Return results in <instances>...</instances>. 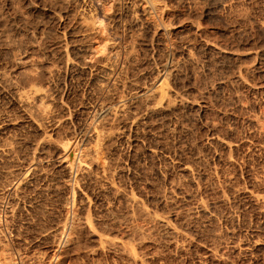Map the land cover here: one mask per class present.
I'll return each mask as SVG.
<instances>
[{
  "label": "rangeland",
  "instance_id": "rangeland-1",
  "mask_svg": "<svg viewBox=\"0 0 264 264\" xmlns=\"http://www.w3.org/2000/svg\"><path fill=\"white\" fill-rule=\"evenodd\" d=\"M13 1V2H12ZM61 1V0H60ZM59 0L56 2V3H54L55 2V0H54V2L53 1H50V0H0V63H2L3 62V60L5 61L6 60V55H5V52H3L4 50H2V49H4L5 48V46L7 45L6 43L8 42V41H11V40H9V39H11L12 38V40H13V38H14V40L15 41H17V43L18 44H20V42H21V40H22V38H23V40H22V43L21 44H23V46H21V47H23V49L24 50H27V52H26V54H25V56H23V58H22V60L23 59H25L26 58V60H23V61H21L19 64H20V67L18 68L20 71H22V70H26V69H28V67H31L32 68V66H31V60L33 59V61L34 62H37V64L39 65H37V67L35 66H33V68L32 69H34L35 71H37V72H40L42 69V73H47V69H48V67H49V64H50V66H51V62H50V60L52 61L55 57V60H53V61H57V59H58V55H59V53H58V51H60V48L62 47L63 48V45L65 46V45H67L66 43H64V42H70V43H68L70 46V50L71 51H69V57H71V60H73V55L76 57V54H75V51L77 50H75V48H85V49H89L90 47L92 48H90L88 51H89V53L87 54V57L88 58H86V60H88V61H90V62H88V61H86V62H88L87 64H86V62H85V64H82V65H84V66H81L80 68L79 67H72V68H76V69H72V68H70L71 66L70 65H68L67 67L65 66V65H62L63 67H64V69L66 70H64L63 69V67H62V70H61V74H62V76L60 75V80H63V81H65V82H67V83H64L63 81L61 82H57L56 80L54 81L55 83H57V84H55L54 82H53V84L54 85H56V88L58 89V91L60 90L61 92H60V95L61 96H63V99L65 100L64 102L67 104V106H69V108L70 109H72V108H75L76 109V107H77V109L75 110V109H72L71 111L72 112H77L78 113V115L80 116H78V119H73V120H70L68 123H66V124H64L63 123V126L64 127H67V128H65L66 130H70V131H78V127H79V125H80V122L82 121V119H84V118H86V116L87 115H93V113H91V106H93V105H95V104H97V106L99 105H101L100 103H102L103 102V94H101V93H98V92H96L97 90H95V88H93V87H95L93 84H92V82L90 81L94 76L93 75H95L96 74V69H95V67L93 66V64H96V62L98 61L97 59H101V57H99V56H102V58L104 57V55L106 54V52H107V50H106V48L108 47V45L112 42V43H117L116 45H118L119 46V48H121L120 50H121V52H122V54L124 53V54H126V52L128 51V47H129V43L131 42L128 38H129V35L128 34H133L132 32H136V34L138 33V35H136L135 37H136V39H135V42H134V48L136 47L137 48V50L136 49H133V53H134V56L135 57H138V58H135L134 60L132 59V63L130 64H128L129 65V67H128V65H127V67L125 68L126 69V71L127 72H129V73H127V72H125V74H126V77H128V76H130V77H128L127 78V82H128V84H129V86L132 84V82L134 83V82H136V81H138V79H139V81L138 82H136V83H134V84H132V85H137L138 83H139V85H141V86H143V85H145L146 84V82L148 83V84H146L145 86H149V85H152V80H153V77L154 76H152L151 75V78H150V74H152V69L154 68V67H162L163 65H165L166 63H167V65H168V67H169V71H168V75L169 76H167V77H169V78H167V83H168V85L169 84H171L169 87L172 89L171 90V94H172V100H173V103L174 104H176V106L178 105V108H179V104H180V107L182 106L183 108H180V109H182V110H180V109H178V113H177V109H174V112L173 111H171V110H167V112H164L163 114H161V117L159 116V117H156V116H154V117H150V118H148L147 120H148V122L149 121H151V123L150 124H155V125H153V127L151 128V134H153V135H149V136H147L146 137V139L145 138H142V139H140L138 142H134V143H130V142H128V141H126L127 139H124V138H121V137H117L116 139H113V140H110V138L108 139V138H106V140H104L105 142V144H104V147L105 146H107V143L108 142H111V143H113V144H111V146H110V144L107 146V147H105V151L106 152H108L107 153V157H111L110 158V161H109V158H107V157H105L104 159H103V161L104 160H107V161H104V162H106L105 164L108 166L109 164L111 165H109V167H108V171L109 172H107V170L106 171H104L103 169H100V171H99V168H98V170H96V173L99 171V173H97V174H95V176H97L98 174H101V175H98L97 177H95V179L96 180H88V181H85V182H81V183H83V184H78L77 185V190H78V192H76L75 194H76V199L78 200L77 202H78V204H81L82 203V201H81V199H83V200H85L86 201V198H89V202H90V205H88L87 206V208L86 209H83L82 210V212H81V214L79 215V217H81V219H83V221H84V217L86 216L85 214H86V212L88 213L87 214V216L90 214V213H92V214H90V218H91V216H93L92 217V222L94 221L93 220V218L94 219H96L95 220V223L93 222V225H97L96 226V230L97 231H94V232H98L99 234H98V236L102 233V231H103V234H105L106 236H110L109 238H116L118 241H127V242H131V244L133 243V245L134 246H136V250H138L137 252L139 253L141 250V253H139V254H143V255H146L145 257H147V261L148 262H146L145 264H150V263H152V264H264V202H262L261 200H259V203H258V200L255 198V197H253L252 195H259V196H262L263 198H264V0H163V1H161L162 2V8H161V10H162V14H161V16H164L163 18L166 20V18H167V20L166 21H172L173 22V24H171L172 26V28H174L175 29V31L176 32H179V31H185V33H186V35L183 33V37H188L187 39H182V37H181V35L178 33V34H173V35H171V36H168L167 38H162L161 40H155V42L154 41H152L151 40V34L148 32V33H146L145 34V29L144 28H142V27H140V26H135L134 28L132 27H130V26H128V25H130L129 24V22H127V20L128 19H130V15H131V11L130 12H128V10H125L126 9V7H127V4H126V1L125 0H114L113 2L114 3H116L115 4V7H114V3H107V4H105V6L106 5H111V7H112V5H113V10H112V8L109 6H107V9H104L103 7H101V5H103V4H101L102 2H95L94 4H95V7L99 10V12L102 14V16H104L107 12L106 11H108V10H111L110 12L108 11V15H105V17H104V20H105V22L106 23H109L108 24V30H106L107 31V33H108V35H105L106 34V31H101L100 32V34H98V35H96V40L94 39V38H91V39H87V40H84L83 41V39H78V37L77 36H75L73 33H72V31L74 30L73 28L75 27V25H74V22H75V15H74V17H73V14L72 13H75V10H74V8H73V6H68V7H66L67 5L65 4H63V2L61 3ZM122 1H124V2H122ZM164 1H167V3H165ZM12 2V3H11ZM58 2H60V3H58ZM120 2H122L125 6H123V4H121ZM53 3V4H52ZM118 3H120L121 4V6H118ZM29 6H28V5ZM59 4H60V8H58L59 7ZM164 4V5H163ZM63 5V6H62ZM169 5V6H168ZM58 6V7H57ZM116 6H118V8H116ZM165 6H167L166 7V9H165ZM16 7V8H15ZM64 7H66V9L64 8ZM123 7V8H122ZM102 8H103V10H105V12L104 11H102ZM109 8H111V9H109ZM115 8V9H114ZM122 8V9H121ZM62 9H64V11L62 10ZM69 9V10H68ZM74 10V11H72V10ZM117 9V10H116ZM127 9H128V7H127ZM171 9V10H170ZM18 10V11H17ZM57 10V11H56ZM114 10H116L115 11V13L114 14H112L113 12H114ZM122 10V11H121ZM124 10V11H123ZM167 10V11H166ZM171 11V13H170V11ZM66 11H68V12H66ZM70 11H72V12H70ZM126 11H127V13H126ZM52 12H54V13H52ZM65 12V13H64ZM166 12V13H165ZM20 13V14H19ZM63 13V14H62ZM67 13V14H66ZM118 13H121V14H118ZM126 13V14H125ZM129 13H130V15H129ZM168 13V14H167ZM57 14V15H56ZM69 14H71V16L69 15ZM104 14V15H103ZM109 14H110V16H109ZM116 14V15H115ZM158 13H154V15H157ZM170 14V15H169ZM13 15V16H12ZM22 15H24V16H22ZM59 15H60V17H62V15H63V17L61 18V20H60V17H59ZM112 15V16H111ZM118 15H121V16H118ZM168 15V16H167ZM189 15V16H188ZM70 16V17H69ZM108 16H109V18L111 19H109L108 18ZM118 17V18H116V17ZM128 16V17H127ZM176 16V17H175ZM188 16V17H187ZM5 17V18H4ZM58 17H59V19H58ZM65 17H69L68 19L66 18V19H64ZM112 17L113 18H115L114 19V21H116L115 23H116V25H115V30L117 31H115L114 29H112V26L114 27V21H112L113 19H112ZM168 17H170V18H168ZM173 17H175V18H173ZM109 20H108V19ZM126 18V20H124ZM177 18V19H176ZM188 18V19H187ZM54 19V20H53ZM62 19H64V20H62ZM172 19V20H171ZM180 19V20H179ZM198 21V23H199V25L197 24V22H196V20ZM56 20V21H55ZM58 20V21H57ZM66 20H67V22H66ZM69 20V21H68ZM189 20H192V21H195V23H196V25H198V30H197V32H195V33H197L198 34V37L195 35V33H193V30H191V28L189 27L190 26V24H191V21H189ZM28 21V22H27ZM61 21V22H60ZM112 21V22H111ZM129 21V20H128ZM187 21V22H186ZM20 22H21V24H20ZM24 22H25V24H24ZM37 22V23H36ZM57 22V23H56ZM63 22V24H60V23H62ZM65 22V23H64ZM73 23V25H72V23ZM123 22V23H122ZM189 22H190V24H189ZM28 23V24H27ZM71 23V24H70ZM111 23V24H110ZM2 24V25H1ZM18 24V25H17ZM55 24H57V25H55ZM184 25V26H180V25ZM186 24V25H185ZM36 25H37V28H34V27H36ZM54 25V26H53ZM120 25H122V26H120ZM128 27H127V26ZM175 25V26H174ZM179 25V26H178ZM188 25V26H187ZM9 26V27H8ZM57 26V27H56ZM61 28H60V27ZM65 27V29H64V27ZM111 26V27H110ZM118 28H117V27ZM174 26V27H173ZM14 27V28H13ZM39 27V28H38ZM54 27V28H53ZM63 27V28H62ZM69 29H68V28ZM127 27V28H126ZM181 27V28H180ZM201 27V28H200ZM41 28V29H40ZM49 28V29H48ZM144 29V30H142L144 33H142V31H141V29ZM185 28V29H184ZM21 29V30H20ZM23 29V30H22ZM25 29V30H24ZM121 29V30H120ZM127 29V31H125ZM129 29H130V31H129ZM132 29H135L134 31L132 30ZM138 29L141 31V33H140V31H138ZM177 29V30H176ZM181 29V30H180ZM200 29H203V31L202 30H200ZM15 30V31H14ZM44 30H45V32H44ZM51 30V31H50ZM64 30H65V35H64V33H63V35H62V32H64ZM67 30H69V31H67ZM190 30V31H189ZM9 31V32H8ZM36 31V32H35ZM47 31V32H46ZM58 31V32H57ZM138 31V32H137ZM183 31V32H184ZM192 31V32H191ZM203 33H202V32ZM18 32H19V34H18ZM23 32V33H22ZM34 32V33H33ZM38 32V33H37ZM43 32V33H42ZM67 32V33H66ZM70 32V33H69ZM105 33V34H103V33ZM114 34H113V33ZM128 32V33H127ZM131 32V33H130ZM147 32V31H146ZM42 33V34H41ZM101 33H102V35H101ZM115 33H116V35L118 36H116L115 35ZM189 33H193V34H189ZM205 33V34H204ZM52 34V35H51ZM140 34V35H139ZM149 34V35H148ZM207 34V35H206ZM10 36V37H8V36ZM44 37H43V36ZM110 35H112V36H110ZM121 35V36H120ZM146 35H147V37H146ZM176 35H178V37L176 36ZM179 35H180V39H179ZM188 35V36H187ZM191 35V36H190ZM195 36L194 38L192 37V36ZM6 36H7V38H6ZM42 36V37H41ZM64 37V39L62 38V37ZM77 37V39L76 38H74L75 40H77L76 42H75V40H73V38L72 37ZM101 36V37H100ZM106 36V37H105ZM116 36V37H115ZM18 39H17V38ZM33 37H35V38H33ZM54 37V38H53ZM110 37H113V38H110ZM145 37H146V39H145ZM191 38V40L193 39L194 41H195V43L193 42V40L191 41L190 40V38ZM204 37V38H203ZM19 38H21L20 40H19ZM33 38V39H32ZM48 38V39H47ZM56 38V39H55ZM60 38H62V42H61V39ZM67 38H68V41H67ZM72 38V41H70V39ZM98 38H104L103 40L101 39H98ZM105 38H107V39H105ZM168 38H170L169 40H170V42H171V40H172V42L173 41H175L176 40V42H168L169 40H168ZM176 38V39H175ZM196 38V39H195ZM54 39V40H53ZM59 39V40H58ZM94 39V40H93ZM117 39V40H116ZM165 39H167V40H165ZM202 39V40H201ZM209 39V40H208ZM211 39V40H210ZM24 40L27 42H25L26 44H24L23 42H24ZM32 40V41H31ZM35 40V41H34ZM48 40V41H47ZM112 40V41H111ZM113 40H115L114 42H113ZM137 40H139V41H137ZM165 40V41H164ZM184 40V41H183ZM185 40H188V41H185ZM189 40H190V42H189ZM3 41V42H2ZM30 41V42H29ZM34 41V42H33ZM52 41V42H51ZM90 41V42H89ZM91 41H94V43L92 42L91 43ZM97 41H99V42H97ZM100 41H103V42H101L100 43ZM145 42V43H143L142 44V42ZM166 41L168 42L167 44V47L165 46L166 45ZM179 41V42H178ZM183 41V42H182ZM205 41V42H204ZM209 41V42H208ZM35 44H33V43ZM39 42H40V44H39ZM57 42V43H56ZM74 42V43H73ZM85 42V43H84ZM88 42L89 43H91V45L89 46L88 45ZM98 44H97V43ZM140 42H141V44H140ZM149 42H150V44H149ZM159 42L162 44V45H160L159 44ZM180 42H182V43H180ZM187 43V45L185 44V43ZM189 42V43H188ZM202 42H203V44H202ZM206 42H208L209 44H210V46L209 47H205V44H206ZM215 42V43H214ZM219 44H217V43ZM4 43V44H3ZM31 45H30V44ZM80 45H79V44ZM82 43V44H81ZM87 43V44H86ZM153 45H152V44ZM165 43V45H163ZM175 43H177V45H178V47H177V45L175 44ZM182 44V46L180 45V44ZM193 43V44H192ZM198 43V44H197ZM205 43V44H204ZM1 44H3V45H1ZM6 44V45H5ZM29 44V45H28ZM37 44H39V45H37ZM43 44V45H42ZM84 44V45H83ZM127 44V45H126ZM137 44V45H136ZM138 44H140V45H138ZM144 44H146V45H148L149 44V46H147V49H146V45H144ZM156 44H158V45H156ZM170 44V45H169ZM176 45V47L179 49H177L176 47H175V45ZM190 44V45H189ZM202 44V45H201ZM212 44V45H211ZM222 44V45H221ZM33 45V46H32ZM46 45V46H45ZM52 45V46H51ZM57 45V46H56ZM101 45V46H100ZM102 45H103V47H102ZM125 45V46H124ZM159 45H160V47H159ZM175 47V49L178 51H176L175 49H172V48H174L173 46ZM189 45V46H188ZM197 46V47H195V46ZM216 45V48L217 47H219V49L217 48H215V47H212V46H215ZM218 45V46H217ZM2 46V47H1ZM54 46H55V48H54ZM58 46H59V49H57L58 48ZM86 46H88V47H86ZM94 46H96V47H94ZM98 46H99V48H98ZM152 46L154 47L153 49H152ZM163 46V49L161 48ZM179 46H181V47H179ZM187 46V47H186ZM201 46V47H200ZM203 46V47H202ZM7 47V46H6ZM26 47V48H25ZM27 47H29V49H27ZM30 47H32V48H30ZM42 47V48H41ZM46 47V48H45ZM69 49V47L68 46H65L64 47V49H67V48ZM139 47V48H138ZM142 47H143V49H144V47H145V50H143L142 49ZM151 47V48H150ZM165 47L167 48L166 50H165ZM172 47V48H171ZM190 47V48H189ZM192 47V48H191ZM194 47L196 48V49H194ZM220 47H222L223 49L225 48V50H221L220 49ZM51 50H50V49ZM61 48V49H62ZM126 48H127V50H126ZM161 48V49H160ZM168 48H170V49H168ZM182 48V49H181ZM203 48H204V50H203ZM210 48V49H209ZM40 49V50H39ZM44 50V52H42L43 50ZM53 49V50H52ZM56 49V51H54ZM73 49V50H72ZM94 49H97V50H94ZM101 49H103V51L101 52V51H98V50H101ZM141 49V50H140ZM194 49V50H193ZM212 50V51H209V50ZM217 51H215V50ZM230 49H232V50H230ZM45 50H47V51H45ZM49 50V51H48ZM93 50H94V52H93ZM104 50H106V51H104ZM157 50V51H156ZM168 50V51H167ZM170 50V51H169ZM188 50H190L191 52H192V55H193V61L191 62V61H189L188 60V63H187V58H185V52H187ZM31 51H33V52H31ZM40 51H41V53H40ZM52 51H54L53 52V54L54 55H52L51 53H52ZM73 51V52H72ZM147 51V52H146ZM151 51V52H150ZM179 51H181L180 53H179ZM207 51V52H206ZM218 51H220V52H218ZM223 53H222V52ZM2 52V53H1ZM48 52V56L49 57H47V55H46V53ZM70 52H71V54H70ZM96 52H98V53H96ZM136 52H137V54H136ZM141 53V54H138V53ZM142 52H144V53H142ZM150 52V53H149ZM155 52L157 53V54H155ZM168 52V53H167ZM184 52V53H183ZM32 53V54H31ZM39 53V54H38ZM55 53H57V54H55ZM91 53V54H90ZM94 53V54H93ZM100 53V54H99ZM105 53V54H104ZM167 53V54H166ZM170 53V54H169ZM173 53V54H172ZM194 53V54H193ZM219 53V54H218ZM27 54L29 55V59L27 58ZM102 54V55H101ZM123 54V55H124ZM146 54V55H145ZM150 56H149V55ZM152 54H153V56L156 58H154L153 57V59L152 58H150L151 56H152ZM160 54V56L158 57L157 55H159ZM175 54V55H174ZM225 54V55H224ZM40 55V56H39ZM92 55H94L93 57H91ZM138 55V56H137ZM142 55H144L145 57H146V60L144 59V57L142 56ZM173 55L175 56V57H173ZM194 55H195V57H194ZM4 56V57H3ZM6 56V57H5ZM31 56V57H30ZM34 56V57H33ZM44 56V57H43ZM51 56H53V57H51ZM96 56H97V58H96ZM143 58H142V57ZM147 56H149V57H147ZM162 56H163V58H162ZM74 57V58H75ZM99 57V58H98ZM37 58V59H36ZM48 59L49 60V62H46V61H48V60H45V59ZM53 58V59H52ZM96 58V59H95ZM134 58V57H133ZM161 58V59H160ZM170 60H168V59ZM196 58V59H195ZM1 59H2V62H1ZM31 59V60H30ZM90 59V60H89ZM94 59V60H93ZM136 59H140V60H136ZM143 59V60H142ZM149 59L151 60L150 61V63H147V62H149ZM158 59V60H157ZM195 59V60H194ZM36 60V61H35ZM39 62H38V61ZM41 60V61H40ZM91 60H93L92 62H91ZM96 60V61H95ZM135 60H136V62H137V64H136V62H135ZM168 60V61H167ZM25 61H29V63H27V62H25ZM43 61H44V63H43ZM139 61H141V62H139ZM144 61H146L145 63H144ZM152 61H153V63H152ZM154 61H157V63L156 62H154ZM163 61H165V62H163ZM167 61V62H166ZM178 63H177V62ZM23 62V63H22ZM95 62V63H94ZM133 62H135L134 64H133ZM159 62L161 63V65L159 64ZM22 63V64H21ZM40 63V64H39ZM142 64V63H144V64H142V65H140L139 66V64ZM163 63V64H162ZM43 64H44V66H43ZM89 64V65H88ZM90 64H92V65H90ZM153 66H152V65ZM157 64V65H156ZM175 64V65H174ZM28 65V66H27ZM61 65V64H60ZM86 65L87 66H91L90 68L89 67H87V70H86ZM132 65V66H131ZM145 65H147V67L146 68H144V66ZM150 65L152 66L151 68L152 69H150ZM156 65V66H155ZM46 66H48V67H46ZM92 66H93V68H92ZM139 66V67H138ZM143 66V67H142ZM173 67V69L176 71V73H175V71L171 68V67ZM179 66H180V69H179ZM22 67V68H21ZM25 69H24V68ZM39 67V68H38ZM46 67V68H45ZM66 67V68H65ZM71 69H69V68ZM134 67V68H133ZM149 67V68H148ZM178 67V68H177ZM31 68L30 69H28V70H31ZM36 68H38L37 70H36ZM82 68V69H81ZM92 68V69H91ZM129 68H131V69H129ZM137 68V69H136ZM177 68V69H176ZM16 70V72L18 73L19 72V70ZM79 69V71H77ZM80 69H81V71H80ZM85 69V70H84ZM89 69V70H88ZM90 69H91V72H90ZM124 69V70H125ZM133 69H134V71H133ZM148 71H147V70ZM170 69H172V71L170 70ZM178 69L180 70L179 71V74L177 73V71H178ZM63 70L65 71V72H63ZM93 70V71H92ZM131 70V71H130ZM141 70H142V72H141ZM146 70V71H145ZM151 71V73H150V71ZM43 71H45V72H43ZM83 71V73H81ZM137 71V72H136ZM141 73H140V72ZM171 71V72H170ZM15 72V73H16ZM72 72V73H71ZM73 72H75V73H73ZM77 72V73H76ZM91 73V74H89V73ZM135 72V73H134ZM144 72H147L146 74L144 73ZM170 72V73H169ZM16 73V74H17ZM68 73V74H67ZM85 73V74H84ZM132 73V74H131ZM177 74V76L175 75V74ZM64 74H65V77H63L64 76ZM72 74V75H71ZM74 74V75H73ZM82 76H81V75ZM136 74V75H135ZM139 74V75H138ZM142 74V75H141ZM149 76H148V75ZM170 74L171 75H173L172 77L170 76ZM80 76V78H79V76ZM87 75V76H86ZM91 75V76H90ZM132 75V76H131ZM137 76V77H135V76ZM146 75H147V77H146ZM73 76V77H72ZM74 76H77V77H74ZM84 76V77H83ZM93 76V77H92ZM142 78H141V77ZM145 78H144V77ZM69 77H71V79L69 78ZM133 77H135V78H133ZM141 78V80H140V78ZM72 78H73V81H72ZM82 78V79H81ZM90 80H89V79ZM137 78V80H135ZM144 78V79H143ZM172 78V79H171ZM174 78V79H173ZM70 80V81H68V80ZM77 79H79L80 81H77ZM130 79V80H129ZM133 79V80H132ZM147 79V81H144L145 82V84H144V82H143V80H146ZM149 79H151V82H150V80ZM59 80V79H58ZM84 80V81H83ZM129 80V81H128ZM170 80H174V81H171L170 82ZM243 80V81H242ZM87 81H89V83L87 82ZM131 81V82H130ZM143 82V84L141 83V82ZM81 82V83H80ZM63 83V84H62ZM71 83H72V85L73 84H76V85H73L74 86V88L75 87H78V88H75V91H74V93H73V86H71ZM78 83H79V85H78ZM90 84V85H85V84ZM131 83V84H130ZM141 83V84H140ZM151 83V84H150ZM62 84V85H61ZM65 84V86H63ZM82 84H83V86H82ZM60 85V86H59ZM92 85V86H91ZM131 85V86H132ZM63 86V87H62ZM88 86V87H87ZM81 87V88H80ZM86 87V88H85ZM92 89H91V88ZM127 87V90H126V88L124 89V88H119V89H121L122 91H123V94H129L130 92H132L133 90H131V88L129 89L128 88V86H126ZM60 88V89H59ZM69 88H71V89H69ZM87 88L88 89H91L90 90V92H89V90H87ZM62 89V90H61ZM64 89V90H63ZM81 89H83V91H81ZM80 90V91H79ZM89 92V94H88V92ZM116 90V89H115ZM111 90L110 92V94L108 95V98H113V97H117L118 95L117 94H122V91H120V90ZM173 90L175 91V92H173ZM77 91H79V92H82V93H79V92H77ZM112 91H114V92H112ZM118 91H120V93H116V92H118ZM130 91V92H129ZM64 92V93H63ZM66 92V93H65ZM75 92H76V94H75ZM85 93V95H83L84 93ZM96 92V94H94ZM183 92H184V95H183ZM81 94V95H77V94ZM86 93L89 95H86ZM91 93H93V94H91ZM97 93H98V95H97ZM113 93V94H112ZM67 94V95H66ZM92 96H91V95ZM111 94H112V96H111ZM115 94H116V96H115ZM178 94H180V96H178ZM188 94V95H187ZM2 95V96H1ZM7 95V96H6ZM69 95V96H68ZM72 95H73V97H72ZM77 95V96H76ZM97 95V96H96ZM176 95H177V97H176ZM13 97L12 96V94L9 92V91H5V92H2V94L0 93V109H7L8 110V108H9V110L7 111H5V110H3L4 112H8L7 114L9 115V113H10V116H12V118L14 119L13 120V123L15 122V124H12L11 126H8V127H6V128H4V129H1V133H0V137H2V138H0V139H2V141L0 140V142H4V141H8L9 139V141H16V152H15V155L17 156L16 158H15V162H12V163H14V164H12V163H9V164H11V167L13 168V170L11 169V167H10V165L7 163V162H3V163H1V167H0V175H1V178H0V182H1V184H0V200H1V205H0V209H2V211L0 210V216H1V214H2V216L0 217V219L2 220V221H4V219H6L5 221H6V223H5V221L4 222H2L1 220H0V250H1V248L3 249V251H2V253H0V255L2 256V258H3V255H5V257H4V259H2L1 258V256H0V264L2 263V264H5V261L4 260H6V258L8 257V256H10V257H8L7 259L8 260H10L11 262H13V263H15V264H21L22 262L24 263V264H28V263H30V264H42L43 262L45 263V264H60L62 261V263L63 264H97V263H99L100 261H101V264H121L122 263V260L121 259H123V257H125V255H123L119 250H117V249H115V248H113L112 246L111 247H107L108 248V250H107V248H106V250H103V248L102 249H100L99 250V248H101L100 247V245H98L99 244V237L97 236V233H94V232H92L91 231V229L88 227V225H86L85 224V222H83L82 223V221H79L77 224L75 223V228H73L71 231H69L68 230V234L70 233L71 234V236H70V238L68 237L69 235L67 234V239L68 240H65V237L63 238V241L61 240V238L59 239V235L57 236V237H55V236H53L54 235V232L56 233V228L59 226V225H61V223H62V221H64L65 220V218L67 217V215H68V217L67 218H69V221H72L73 220V216L75 215V207L73 206V202H72V196H71V193H69V195L67 194V191L65 190V188L63 187L64 185V183H61L62 181H64V176H63V174L61 173L62 171H60L61 169L59 168V166H58V164H59V161H60V159H59V156L57 155L56 156V154H54V152L52 151V153H51V150L49 149V151L47 150V152H49V157H47V158H45V157H43V164H46V168L45 169H47V170H49L50 172H56L57 171V173L58 174H61L60 176L59 175H57V173H55L57 176V178H55V177H53L54 178V181H53V178L52 179H48V178H44L43 180H42V178L41 177H39V176H37V178H34L33 179V182H35V180H36V182L35 183H33V182H31V185L29 186V189H28V187H27V190L25 189V192L26 193H24V191L22 192V195H21V197L22 196H24V197H20V200H19V202L18 203H14L13 201H11L12 199L10 198V196H8L6 193H9V191H10V189L12 188V187H14L15 185H16V179H15V175H14V170H15V174L18 172L17 170H20L21 168H20V166L22 167L23 166V162H24V160L26 161V160H28V159H30L29 158V156L31 155V153L29 152L30 151V148H31V152L34 150V146L32 147V145H35L36 143H37V140L39 141V134H35L34 133V131L33 130H29V129H32V128H28V127H31L30 125L28 126V123H27V121L25 120H23L24 118H23V115H22V112L20 111L21 109H20V107H18V104L16 103V102H14V100L13 99H11V97ZM81 96H82V99H81ZM84 96V97H83ZM186 96H187V99H186ZM9 97V98H8ZM76 97H78L77 99H79V100H76L75 98ZM85 97H87L88 99H85ZM90 97V98H89ZM96 97V98H95ZM97 97H98V99H97ZM175 97V98H174ZM179 97V98H178ZM181 97H184L187 101H189V102H193V100L191 101V99H194L195 100V102H193V103H195V104H189V105H191L192 107H190L189 105V107L187 106V105H185L186 106V108H184L185 106L184 105H182L181 104V102L179 101L180 100V98ZM6 100H5V99ZM9 100H8V99ZM86 100H84V99ZM68 99V100H67ZM72 99V100H71ZM75 101H74V100ZM92 99H94V100H92ZM96 99V100H95ZM176 101H175V100ZM190 99V100H189ZM5 100V101H4ZM8 100V101H7ZM11 100V101H10ZM69 100H71V101H69ZM83 100V101H82ZM99 102H98V101ZM102 100V101H101ZM3 101V102H2ZM68 101V102H67ZM74 101V102H73ZM80 101V102H79ZM83 103H82V102ZM84 101H85V103H84ZM91 101H93L94 103H90ZM11 104H9V103ZM12 102V103H11ZM71 102H72V104H71ZM87 102H88V105H89V108H87ZM96 102H98V103H96ZM176 102V103H175ZM178 102V103H177ZM197 102V103H196ZM14 103V104H13ZM69 103H70V105H69ZM78 103V104H77ZM2 104H3V106H2ZM15 104H17L16 106H15ZM77 104V105H76ZM79 104H80V106H79ZM174 104H172V105H174ZM6 105V106H5ZM87 105V106H86ZM198 105V106H197ZM74 106V107H73ZM82 106H84V108L82 107ZM199 106H201V108L199 107ZM204 106V107H203ZM16 107V108H15ZM83 109H82V108ZM188 107V108H187ZM15 109V110H12V109ZM87 108V109H86ZM193 110H192V109ZM194 108H196V109H194ZM199 108V109H198ZM203 108V109H202ZM17 109L20 111H17ZM188 109V110H187ZM73 110H75V111H73ZM79 110V111H78ZM82 110V111H81ZM85 110V112H83ZM179 110L181 111V112H179ZM186 110V111H185ZM197 110V111H196ZM198 110H200V111H198ZM14 111V112H13ZM16 111V112H15ZM169 111V112H168ZM176 111V112H175ZM182 111H183V113H182ZM185 111V112H184ZM79 112H81V113H79ZM87 112V113H86ZM89 112H90V114H89ZM100 111H98V113H99ZM15 113V114H14ZM172 113V114H171ZM180 113V116L178 115ZM19 114H20V119H19ZM165 114V115H164ZM173 114H175L174 116H172ZM182 114V115H181ZM185 114V115H184ZM17 115V116H16ZM22 115V116H21ZM167 115V116H166ZM178 115V116H177ZM84 116V117H83ZM171 116V117H170ZM184 116V117H183ZM15 117H17V118H15ZM179 117V118H178ZM181 117V118H180ZM182 117L184 118V120L182 119ZM81 118V119H80ZM152 118H154V119H152ZM167 118V119H166ZM171 118V119H170ZM19 119V120H18ZM151 119V120H150ZM159 119V120H158ZM163 119V120H162ZM170 119V120H169ZM181 119H182V121H181ZM17 120V121H16ZM23 121V122H21V121ZM79 120V121H78ZM152 120H153V122H152ZM157 120V121H156ZM160 120H161V122H160ZM169 120V121H168ZM73 121H75V122H73ZM155 121V122H154ZM160 123H159V122ZM166 121V122H165ZM177 121V122H176ZM180 121V122H179ZM19 122H21V123H19ZM74 124H73V123ZM128 122H129V119H128ZM158 122V123H157ZM183 124H182V123ZM27 123V124H26ZM166 123V124H165ZM177 123V124H176ZM72 124V125H71ZM75 124H77V125H75ZM118 124V123H117ZM116 124V130H118V131H120V129H122V124H119L120 126H121V128H120V126H118ZM160 124V127L158 126ZM165 124V125H164ZM15 125H19L21 128H19V126H15ZM28 127H27V126ZM68 125V126H67ZM69 125H71V126H69ZM157 125V126H156ZM176 125V126H175ZM177 125H178V127H177ZM13 126V129L11 128ZM74 126V127H73ZM163 126L165 127V128H163ZM181 126V127H180ZM15 127H16V129H15ZM59 127V126H58ZM58 127H54V129L51 127V129L50 128H48L49 130H48V133L50 132V134L52 135V137L53 138H58V137H60L59 135H60V133H62L63 131L62 130H65L64 129V127L63 128H60V129H58ZM117 127H118V129H117ZM159 127V128H158ZM162 127V128H161ZM71 128H73L74 130H72ZM157 128V129H156ZM175 128V129H174ZM187 128V129H186ZM232 128V129H231ZM22 129V130H21ZM75 129H77V130H75ZM134 129V131H135V128H133ZM133 129H132V134L134 133L133 132ZM167 129V130H166ZM177 129V130H176ZM180 129V130H179ZM2 130H4V131H2ZM20 130V131H19ZM54 130V131H53ZM57 130V131H56ZM115 130V131H116ZM174 130V131H173ZM187 130V131H186ZM209 130V131H208ZM213 130V131H212ZM229 130V131H228ZM233 130V131H232ZM31 132L30 134H29V132ZM161 131V132H160ZM167 131H168V133H167ZM170 131V132H169ZM176 131V132H175ZM181 131V133H179ZM183 131V132H182ZM186 131V132H185ZM33 132V133H32ZM60 132V133H59ZM117 132V131H116ZM215 133V132H217V133H215V134H213V133ZM221 132V134H219ZM4 133V134H3ZM25 133V134H24ZM56 133V134H55ZM161 133H164L165 135H167V136H165L164 134H161ZM171 133V134H170ZM189 135H188V134ZM22 134V135H21ZM31 134H33V135H31ZM57 134H58V137H57ZM182 134V135H181ZM186 134V135H185ZM210 134V135H209ZM217 134H219V135H217ZM27 135V136H26ZM30 135V136H29ZM168 135H169V139H168ZM171 135V136H170ZM184 135V136H183ZM223 136V137H221V138H223L226 142H230V144L231 143H233V147L231 148L232 149V151H230L231 149L229 148V149H227L228 148V146L226 147V145H223L222 144V147H221V143H217L216 144V142H214L213 141V139H212V137H214V136ZM22 136V137H21ZM36 136V137H35ZM155 136H157V137H155ZM159 136V137H158ZM161 136V137H160ZM11 137H15V139L14 138H11ZM20 137L22 138V140L20 139ZM31 137V139H29ZM34 137V138H33ZM38 137V138H37ZM152 137V138H151ZM155 137V138H154ZM167 137V138H166ZM171 137V138H170ZM6 138V139H5ZM16 138H17V140H16ZM37 140H36V139ZM160 138H161V141H160ZM162 138H165V141H163L164 139H162ZM173 138V139H172ZM12 139V140H11ZM24 139H25V141H24ZM34 141H33V140ZM121 139V140H120ZM144 139V140H143ZM150 139V140H149ZM153 139L155 140L156 139V142L158 143L159 141V145L155 142V141H153ZM168 139V143L170 144V145H167L168 143H166V140ZM172 139V140H171ZM211 139H212V141H211ZM20 140V141H19ZM116 140V141H115ZM143 140V141H142ZM147 140H149V141H147ZM152 140V141H151ZM159 140V141H158ZM19 141V142H18ZM22 141V142H21ZM24 141V142H23ZM29 141H30V143H29ZM31 141H33L32 143H31ZM36 141V143H34ZM108 141V142H107ZM114 141V142H113ZM121 141V142H120ZM124 141H125V143H126V145H125V143H124ZM146 142V145L144 144L145 142ZM20 142H21V144H20ZM129 144H128V143ZM144 142V143H143ZM148 142V143H147ZM153 142V143H152ZM154 142L157 144H154ZM164 142V143H163ZM172 142H173V144H172ZM213 142V143H212ZM17 143H18V145H17ZM25 143H26V146H24L25 145ZM34 143V144H33ZM175 143V144H174ZM178 143V144H177ZM209 143V144H208ZM27 144H29V145H27ZM125 145V146H122V145ZM130 144H131V146H130ZM135 144H137V146H140V147H138L137 148V146H135ZM153 144V145H152ZM162 144V145H161ZM212 144V145H211ZM20 145V146H19ZM150 145V146H149ZM152 145V146H151ZM156 147H155V146ZM172 145V149L174 150H172L171 148H170V146ZM177 145V146H176ZM28 146V147H27ZM115 146V147H114ZM116 146H121V147H117V149L115 150L114 148H116ZM130 146V147H129ZM144 146V147H143ZM153 146H154V148H153ZM160 146H161V149H162V147L164 146H167V147H169V148H167V147H163L164 148V150H165V152H164V150L162 149H160ZM175 146V147H174ZM181 146V147H180ZM231 146H232V144H231ZM20 147V148H19ZM125 149H124V148ZM148 147V148H147ZM158 147H159V149H158ZM178 147H180V148H178ZM197 149H196V148ZM236 147V148H235ZM122 150H121V149ZM141 148H142V150H141ZM149 148H151V149H149ZM192 148H194V151H193V149ZM235 150H234V149ZM20 149V150H19ZM21 149H22V152L24 153V155H23V153L21 152ZM25 149V150H24ZM29 149V151H27V150ZM33 149V150H32ZM112 149H114V150H112ZM127 149V150H126ZM137 149V150H136ZM138 149H139V151H138ZM145 149V150H144ZM148 149V150H147ZM154 149H156L157 150V154L156 155H151V153H150V150H154ZM168 149H170V150H168ZM178 149V150H177ZM179 149H180V151H179ZM183 149V150H182ZM19 150V151H18ZM109 150L110 151H112L111 153L109 152ZM118 150H120V151H118ZM129 150V151H128ZM136 150V151H135ZM173 152H172V151ZM227 150V151H226ZM28 152V154L27 155H25L27 152ZM159 151V152H158ZM168 151V152H167ZM181 151H182V153H181ZM229 151L231 152V154L229 153ZM21 152V153H20ZM118 152V153H117ZM122 152H123V154H122ZM133 152V153H132ZM134 152H136V153H134ZM138 152V153H137ZM143 152V153H142ZM160 152H162V153H160ZM177 154H176V153ZM179 152V153H178ZM184 152V153H183ZM30 153V154H29ZM51 153V154H50ZM115 153V154H114ZM121 153V155H118V156H120V158H118V156H117V154H120ZM126 153V154H125ZM129 155H128V154ZM167 153V154H166ZM173 153V154H172ZM175 153V154H174ZM181 153V154H180ZM19 154V155H18ZM53 154V155H52ZM80 154V152H78V155ZM125 154V155H124ZM150 154V155H149ZM160 154H161V157H160ZM172 154V155H171ZM195 154V156H193ZM197 154H199V155H197ZM228 154V155H227ZM229 154H230V156H229ZM29 155V156H28ZM77 155V156H78ZM110 155V156H109ZM114 156V157H112V156ZM123 155V156H122ZM127 155V156H126ZM130 155H132V156H130ZM133 155H134V157H133ZM143 155V156H142ZM170 155V156H169ZM177 155H179V156H177ZM52 156V157H51ZM115 156H116V158H115ZM121 156H122V159H121ZM137 156V158H135ZM139 156L141 157V159L139 158ZM146 156V157H145ZM148 156H150V157H148ZM160 158H159V157ZM166 158H165V157ZM168 156V157H167ZM184 156V157H183ZM199 156V157H198ZM201 156V157H200ZM23 157H27L28 159H25V158H23ZM54 157V158H53ZM58 157V158H57ZM125 157V158H124ZM154 157V159H152V158ZM163 157V158H162ZM171 157H174V159L173 158H171ZM183 157V158H182ZM186 157V158H185ZM193 157V158H192ZM195 157H197V159L195 158ZM203 157V158H202ZM50 158V160H48ZM107 158V159H106ZM114 158H115V160H114ZM120 159V161H118V159ZM133 158H135V160H134V162H133V160L132 159ZM139 158V159H138ZM148 158V159H147ZM160 160H159V159ZM168 158V159H167ZM169 158H171V159H169ZM186 160H185V159ZM188 158V159H187ZM194 158H195V160H194ZM229 158V159H228ZM17 159V160H16ZM22 159V160H21ZM24 159V160H23ZM47 159V160H46ZM54 159H55V161H54ZM113 159V160H112ZM116 159H117V161H116ZM145 159V160H144ZM150 159V160H149ZM154 160V161H152V160ZM161 159H163V160H161ZM164 159L165 160H167V161H165L164 163H162L163 161H164ZM178 159L179 160H181V161H178ZM184 159V160H183ZM190 159V162L188 161ZM200 159V160H199ZM202 159H204L203 161H205L204 163H205V165H204V163H203V161H201ZM57 160V161H56ZM59 160V161H58ZM111 160L113 161V162H115V163H111ZM121 160H124V161H121ZM128 160V161H127ZM139 160V162H138V167L136 166L137 164V161ZM143 161V162H141V161ZM157 160V161H156ZM18 161V162H17ZM20 161H22L21 162V164H20ZM50 161H52V162H50ZM109 161V162H108ZM126 161V162H125ZM148 161V162H147ZM161 161V162H160ZM174 161V162H173ZM185 161H186V163L187 164H189V166H190V164H191V168H193L194 167V175H195V177H191V175H190V177L188 176V174L187 173H184L183 171H181V170H179L180 168L178 167V163H180V162H184L185 163ZM192 161V162H191ZM194 161V162H193ZM17 162V163H16ZM121 162H122V164H121ZM132 162V163H131ZM141 162V163H140ZM152 162H155V166H154V164L152 163ZM159 162V163H158ZM167 162H169V164H167ZM170 162H172L171 164L173 165H171L170 164ZM178 162V163H177ZM198 162V163H197ZM202 164H201V163ZM57 165H56V164ZM146 163V164H145ZM158 163V164H157ZM166 163V164H165ZM173 163H175V164H173ZM200 163V164H199ZM7 164V165H6ZM116 164V165H115ZM118 164V165H117ZM121 164V165H120ZM140 164V165H139ZM143 164V165H142ZM164 164V165H163ZM195 166H194V165ZM4 165H6L5 167H4ZM9 165V166H8ZM130 165V166H129ZM134 165H135V167H134ZM156 165H157V168H154V167H156ZM164 166V168L165 169H167V170H165L164 168H163V166ZM166 165V166H165ZM9 168H8V167ZM15 166V167H14ZM47 166L48 167H50V168H53V171H52V169H50V168H47ZM113 166H114V172H115V174H114V172H112L113 171ZM123 166H125V167H123ZM131 166H133V167H131ZM140 166H142L141 168H140ZM144 166V167H143ZM149 167V170H148V168L147 167ZM150 166H152V167H150ZM159 166V167H158ZM161 166V167H160ZM168 166V167H167ZM170 166V167H169ZM193 166V167H192ZM197 166V167H196ZM4 167V168H3ZM6 167H7V170H6ZM44 167H45V165H44ZM56 167V168H55ZM122 167V168H121ZM127 167V168H126ZM129 167V168H128ZM172 167V168H171ZM174 167V168H173ZM176 167V168H175ZM200 169H199V168ZM1 168H2V170H1ZM118 168V169H117ZM121 168V169H120ZM126 169V170H124V169ZM132 168V169H131ZM145 169L144 171L143 170H141V169ZM146 168H147V171H146ZM150 168H151V170L152 171H154V172H152L151 171V173H150ZM153 168H154V170H153ZM178 168V169H177ZM198 168V169H197ZM5 169V170H4ZM57 169V170H56ZM112 169V170H111ZM117 169V170H116ZM130 169V170H129ZM139 169V170H138ZM158 169V170H157ZM163 169V170H162ZM173 169V170H172ZM196 169V170H195ZM10 170V171H9ZM104 171V172H102V171ZM110 170H111V174H110ZM118 170H120V171H118ZM131 172V173H129V171ZM141 170V171H140ZM161 170V171H160ZM168 170L170 171V172H168ZM198 170H199V172H198ZM3 171V172H2ZM122 171V172H121ZM124 171V172H123ZM127 171V172H126ZM134 171H135V173H134ZM141 172V174L143 175V176H141V175H139L140 174V172ZM163 171V172H162ZM165 171V172H164ZM205 171V172H204ZM1 172L4 174H1ZM4 172H6V174L4 173ZM11 172H13L12 174H10ZM105 172H107V173H105ZM144 172H146V173H144ZM158 174H157V173ZM166 172H167V174H166ZM172 172V173H171ZM174 172V173H173ZM183 172V173H182ZM9 173V174H8ZM106 175H105V174ZM118 173H120V174H118ZM122 173H123V176H122ZM127 173V174H126ZM133 173V174H132ZM148 173V174H147ZM151 175H150V174ZM154 173H155V175H154ZM165 173V174H164ZM171 173V174H170ZM199 173H201V174H199ZM107 174H108V176H107ZM113 174H114V176H113ZM130 174V175H129ZM162 174V175H161ZM170 174V175H169ZM184 174V175H183ZM186 174H187V176H186ZM199 174V175H198ZM203 174V175H202ZM205 174V175H204ZM208 174V175H207ZM111 175H112V177H111ZM117 177H116V176ZM129 177H128V176ZM138 175V176H137ZM159 175H161V176H163L164 175V177H163V180H161L162 179V177L161 176H159ZM166 175H168V176H166ZM193 175V176H194ZM196 175H198V176H196ZM202 175V176H201ZM210 175V176H209ZM6 176V177H5ZM106 176V177H105ZM109 176H110V178H109ZM118 176H122V178H120V177H118ZM126 176H127V178H128V180H127V178H126ZM132 176V177H131ZM166 176V177H165ZM183 176H185L186 177V179H185V177L183 178ZM205 178H204V177ZM208 177V179H206L207 177ZM3 177H5V178H3ZM8 177V178H7ZM11 177V178H10ZM14 177V178H13ZM62 177V178H61ZM101 177V178H100ZM103 177H105V178H107V179H104ZM135 177L137 178L136 179V182H135ZM150 177V178H149ZM153 177V178H152ZM161 177V179H158V178H160ZM169 177V178H168ZM172 179H171V178ZM190 179H189V178ZM3 178V179H2ZM7 178V179H6ZM41 180H40V179ZM97 178H99V180H98V182H101V181H103V182H101L100 183V185H99V183L97 182ZM123 178H124V181H123ZM130 178V179H129ZM142 178L145 180H150L149 182H146V180L144 181V180H142ZM194 178V179H193ZM6 180V182H5V180ZM9 179V180H8ZM12 179V180H11ZM57 179V180H56ZM59 179V180H58ZM101 179H103V180H101ZM109 179V180H108ZM111 179H112V181L114 182V184L117 186V187H119L120 189L122 188V190H124V189H128V190H131V191H135V193H136V195L137 196H139V194H140V197L141 198H145V199H143L145 202H147V200H148V202L151 200V202H155L154 204L152 203L151 204V202H149V203H146V205L148 206V207H150V208H154V210H156L155 209V207L157 208V212L158 213H160L161 212V214L162 213H164V210L166 211L164 214H166V215H168L171 219H173L174 217V219L172 220V222H174V223H176V225L177 226H179L181 223L183 224V225H180L179 227H184L186 230L187 229H190V230H187V231H189L188 233H189V236H190V241L191 242H193L192 244L190 243V241H187V242H185V244H184V246L183 247H181L182 248V251H181V248H180V250H179V248L177 249L176 247H175V245L174 246H172L173 245V242H171V239L169 238V237H167L168 235H166L167 233L165 232V230L163 231L162 230V228H161V230H160V228H153L152 229V227H150L151 225H149L148 223H147V221H146V223H145V219L144 218H141L140 219V217L139 216H137V214L135 215L134 214V216L133 215H131V213H129V211H128V205H127V202H126V200H125V198L123 197V199H121V197H120V195H113V197L112 196H110L111 194H110V191L108 190L107 191V185H105L108 181H111ZM114 179V180H113ZM118 179H121L120 181H118ZM132 179V180H131ZM168 179H171V182H172V180H174L172 183H170V180H168ZM193 179V180H192ZM197 179H198V183H199V186H200V184H201V186H200V188H198V190H197V188L196 187H198V183H197ZM200 179V180H199ZM204 179V180H203ZM11 180V184L8 182V181H10ZM40 180V181H39ZM49 182H48V181ZM50 180H51V182H50ZM107 180V181H106ZM139 182H138V181ZM151 180H152V182H153V184H152V182H151ZM161 180V181H160ZM164 180H166V181H164ZM184 180V181H183ZM186 180H187V182L188 183H186ZM194 180H195V182H194ZM3 181H4V183H3ZM39 183H38V182ZM44 181V182H43ZM58 181H60L59 183H57ZM96 181V182H95ZM106 181V182H105ZM155 181H159V182H162V183H159V182H156V185H155ZM176 181V182H175ZM181 181V182H180ZM192 181V182H191ZM202 181V182H201ZM8 182V183H7ZM13 182H15V183H13ZM41 182H43V183H41ZM90 182H93V183H90ZM124 182V183H123ZM131 182V183H130ZM133 182V183H132ZM144 182H146V184L144 183ZM164 182V183H163ZM166 182V183H165ZM169 182V183H168ZM194 182V183H193ZM228 184H227V183ZM3 183V184H2ZM41 183V184H40ZM52 183V184H51ZM95 183H97V184H95ZM127 183V184H126ZM130 183V184H129ZM143 183V184H142ZM158 183L160 184V185H158ZM174 183H175V185H174ZM178 183V184H177ZM181 183H183V185L181 184ZM191 183V184H190ZM9 184V185H8ZM33 184V185H32ZM38 184V185H37ZM47 184H50L49 186L51 187V188H49V186L47 185ZM55 186H54V185ZM61 185V186H59V185ZM88 186H90V185H94V186H90V187H87V185ZM123 184V185H122ZM132 184V185H131ZM134 184V185H133ZM138 184V185H137ZM152 184V185H151ZM167 184V185H166ZM186 184V185H185ZM188 184H189V186L191 187V189H190V187H188ZM2 185H4V186H2ZM12 185V186H11ZM14 185V186H13ZM43 185V186H42ZM46 185V186H45ZM82 185V186H81ZM120 185H121V187H120ZM127 185V186H126ZM141 185H143L142 186V190L143 189H145V190H143L144 192L142 193V191H141ZM145 185V186H144ZM154 185V186H153ZM158 185V186H157ZM161 185H162V187H161ZM177 185V187H174V186H176ZM195 185V186H194ZM225 185V186H224ZM228 185H230V186H228ZM7 186H8V188H7ZM45 186V187H44ZM47 186H48V188H47ZM53 186H54V189H53ZM57 186V188L55 189V187ZM60 188H59V187ZM106 186V191H105V189H102V188H104ZM129 186H132V188L133 187H135V188H131V187H129ZM140 186V187H139ZM167 186V187H166ZM172 187V188H170V187ZM182 186H184V188H182ZM5 187H6V190H5ZM35 188L36 190H33V189H31V188ZM43 187L46 189H52V190H44V193H43V191L40 193V190H42L43 189ZM82 187V188H81ZM88 189H87V188ZM92 187L94 188L93 190H92ZM127 187V188H126ZM147 187V188H146ZM151 187H153V188H151ZM157 187V188H156ZM158 187H160L159 189H160V191L159 192H157L158 190ZM192 187H193V189H192ZM202 187V188H201ZM62 188V189H61ZM91 189V191H89L90 189ZM162 188V189H161ZM167 188V189H166ZM176 190H175V189ZM179 188V189H178ZM180 188H182L181 190H180ZM221 188V189H220ZM223 188H224V191H223ZM4 191H3V190ZM39 190V192H38V190ZM86 189V190H85ZM99 189H100V191H99ZM138 191H137V190ZM155 189V190H154ZM169 189V190H168ZM172 189H174L175 190V195H174V199H176V201L173 199V201H175V202H172L174 205H172V204H170L171 203V199L169 200L168 198H164V197H162V198H160L163 194H164V192L166 193V192H168V191H172ZM184 189V190H183ZM186 189H187V191L189 192H187L186 191ZM196 189V190H195ZM28 190L30 191H33V192H31V193H29L28 192ZM53 190H56L57 192H58V194H57V192L56 191H54L53 192ZM63 190V191H62ZM76 190V191H77ZM95 190V191H94ZM101 190H102V195H101ZM149 190V191H148ZM150 190H152V191H150ZM180 190V191H179ZM200 190V191H199ZM66 191V192H65ZM88 191V192H87ZM103 191H104V193L106 194V192H108L107 193V195H105L104 193H103ZM141 191V192H140ZM154 191V192H153ZM155 191H156V195H155ZM163 191V192H162ZM193 193H192V192ZM195 191H198V192H200V193H198V192H195ZM3 192V193H2ZM5 192V193H4ZM36 192V193H35ZM50 192V193H49ZM63 192V193H62ZM140 192V193H139ZM162 192V193H161ZM177 192V193H176ZM222 192H224V193H222ZM38 193V194H37ZM40 193V194H39ZM55 195H54V194ZM80 193H82V194H80ZM96 193V194H95ZM112 193V192H111ZM150 193H152V194H149ZM154 193V194H153ZM160 193H161V195H160ZM186 193H187V195H186ZM191 193V194H190ZM226 193V194H225ZM29 194H30V197H29ZM37 194V195H36ZM44 194V195H43ZM48 195V197L46 196V195ZM49 194H50V196H49ZM53 194V196L52 197H54L55 199H52L51 198V195ZM60 194V195H59ZM64 194H65V196H64ZM67 194V195H66ZM89 194V195H88ZM91 194V195H90ZM110 194V195H109ZM142 194V195H141ZM179 194V195H178ZM182 194V195H181ZM184 194V195H183ZM192 196V197H190V195ZM222 194V198H221V195ZM252 194V195H251ZM4 195H5V197H4ZM26 195V196H25ZM28 195V196H27ZM59 196V199H58V197L57 196ZM79 195H82V196H79ZM85 197H84V196ZM96 195V196H95ZM103 195H104V197H103ZM109 195V196H108ZM155 195V197L153 198L152 196H154ZM176 195L180 198V200H179V198H176ZM198 195H200V196H198L201 200H203L204 202H207V204H209L210 206L212 205L213 206V204H214V206H213V209H212V207H211V209H212V211L214 210V214L216 215H214L213 216V218L212 219H207V218H201L199 215H198V209L196 208V207H198V202L200 201V199L197 197ZM226 196V197H229L230 198V200H229V198H227V199H225V202H226V204H225V202H222L223 201V196ZM61 196V197H60ZM77 196H79V197H77ZM106 196H107V198H106ZM116 196V197H115ZM151 196V197H150ZM160 196V197H159ZM186 196H188V198L186 197ZM195 196H196V198H195ZM220 196V197H219ZM3 197H4V199H3ZM40 197H42V198H40ZM81 197V198H80ZM93 197H95V198H93ZM98 197V198H97ZM101 197V198H100ZM102 197H103V203H106V204H103V203H101V201H102ZM110 197V198H109ZM116 198V200H115V198ZM117 197H120V198H117ZM148 197V198H147ZM182 197H184V199L182 198ZM36 198V199H35ZM65 199V200H62V199ZM79 198V199H78ZM92 198H93V200H92ZM97 198V199H96ZM114 198V199H113ZM150 198V199H149ZM153 198V199H152ZM190 198V199H189ZM220 198V199H219ZM23 199H25V201L23 200ZM30 200V201H27V200ZM44 199H46L45 201H44ZM50 199V200H49ZM58 199V200H57ZM69 200V202H68V200ZM71 199V200H70ZM96 199V200H95ZM147 199V200H146ZM154 199H156L155 201H152V200H154ZM183 199V200H182ZM187 199V200H186ZM189 199V200H188ZM196 199L198 200V201H196ZM4 200V201H3ZM8 200V201H7ZM32 200V201H31ZM35 200H37V204H35L36 203V201ZM52 200L54 201V202H52ZM67 200V201H66ZM95 200V201H94ZM99 200V201H98ZM106 200V201H105ZM109 200V201H108ZM118 200H120V201H118ZM159 200H161V201H159ZM206 200V201H205ZM221 200V201H220ZM255 200V201H254ZM10 201V202H9ZM34 201V202H33ZM38 201L40 202V204L38 203ZM81 201V202H80ZM92 201V202H91ZM94 201V202H93ZM125 201V202H124ZM165 202V205L163 204L164 202ZM169 203H168V202ZM4 202V203H3ZM10 203V205H9V203ZM25 204H24V203ZM27 202H29V203H27ZM43 202H45V204L43 203ZM47 202H48V206L46 207V205H47ZM57 202V204H54V203H56ZM59 202H60V204H59ZM62 202V203H61ZM64 202V203H63ZM72 202V203H71ZM95 202L97 203V204H95ZM111 202H112V204H111ZM117 204H116V203ZM120 202H121V204H122V208H121V205H120ZM162 202V203H161ZM214 202V203H213ZM43 203V204H42ZM50 203H51V205H50ZM99 203H101L100 205H98ZM109 203V204H108ZM124 203V204H123ZM167 203V204H166ZM213 203V204H212ZM216 203V204H215ZM8 204V205H7ZM20 204V205H19ZM21 204H23V205H21ZM27 204V205H26ZM28 204H29V206H28ZM53 204V205H52ZM62 204V205H61ZM70 204H72V205H70ZM107 204H108V206H107ZM162 204L165 206H162ZM169 204V205H168ZM176 204H178V205H176ZM196 204V205H195ZM3 205V206H2ZM31 205H33V206H31ZM34 205H35V208H37L36 210L38 211H36V210H34L35 208H34ZM37 205V206H36ZM43 205V206H42ZM65 205V206H64ZM93 205H94V207H93ZM113 205H115V207L113 206ZM125 205H127V206H125ZM154 205V206H153ZM167 205V206H166ZM262 205H263V208H262ZM8 206V207H7ZM14 206L17 208H15L14 209ZM18 206V207H17ZM20 206L23 208V206L24 207H26L24 210H22V208H21V210H19L18 208H20ZM57 206V207H56ZM68 206V207H67ZM70 206V207H69ZM71 206L73 207V208H71ZM111 206H113V207H111ZM116 206L118 207V206H120V207H118V208H120L121 209V211L122 212H125V214L124 213H121V211L120 210H118V209H115L116 208ZM157 206H159V207H157ZM6 207V208H5ZM30 207V208H29ZM33 209H32V208ZM39 207V208H38ZM40 207H41V209H40ZM42 207L44 208V209H42ZM50 207V208H49ZM63 207V208H62ZM92 207V208H91ZM97 207H99V208H97ZM106 207H108V208H110L109 209V212H108V209L106 208ZM127 209H126V208ZM174 207V208H173ZM9 208V209H8ZM10 208H11V210H10ZM49 208V209H48ZM55 208V210H53ZM89 208H91V209H89ZM97 210H96V209ZM112 208H114V209H112ZM159 208V209H158ZM162 208H164V209H162ZM172 208V209H171ZM175 208H176V211H175ZM262 208V209H261ZM7 209V210H6ZM28 209H29V211L30 212H27L28 211ZM41 211L40 213H39V210ZM47 209V210H46ZM60 209V210H59ZM99 209V210H98ZM106 209V210H105ZM167 209V210H166ZM217 209V210H216ZM14 210V211H13ZM49 210V211H48ZM64 210V211H63ZM67 212H66V211ZM70 210H72V212L74 213H72ZM90 210V212H88V211ZM95 210H96V212H95ZM112 210H113V212H112ZM117 212V210L118 211H120V212H115V211ZM124 210V211H123ZM159 210H161L160 212H159ZM169 210V211H168ZM8 211V212H7ZM17 211V212H16ZM22 211H23V213H22ZM33 211V213H31ZM51 211V212H50ZM53 211V212H52ZM58 211V212H57ZM69 211V212H68ZM86 211V212H85ZM98 211H100V212H98ZM101 211H102V213H101ZM163 211V212H162ZM169 212V214H167L168 212ZM179 211H180V213H179ZM185 211V212H184ZM186 211H188L189 213H186ZM195 211H197V212H195ZM2 212V213H1ZM43 212H45V213H43ZM49 212V213H48ZM70 212L72 213V214H70ZM84 212V213H83ZM98 212V213H97ZM104 212H106V213H108V214H104ZM115 212V213H114ZM127 212V213H126ZM174 212H176V213H174ZM184 212V214H181V213H183ZM191 212H194V213H191ZM220 212V213H219ZM6 213V214H5ZM7 213L9 214L8 216H7ZM13 213H14V215L17 217H15L14 215H13ZM20 214V215H17V214ZM25 213H27L26 215H27V217H26V215H25ZM40 214V216L41 217H43V220H42V218H40V216H38L37 214ZM50 213H52L51 215H50ZM54 213H56V215L54 214ZM57 213H59V214H57ZM64 214V215H62V214ZM67 213V214H66ZM102 215H101V214ZM111 213V214H110ZM114 213V214H113ZM118 213H120V214H124V215H118ZM170 213H171V215H170ZM195 213L197 214V215H195ZM32 214H33V216H32ZM65 214H66V216H65ZM96 214V215H95ZM110 214V215H109ZM112 214H113V218L111 217L112 216ZM117 214V215H116ZM172 214H174V215H172ZM183 216H186V217H182L181 215ZM191 214L193 215L194 214V216H192L191 217ZM5 215V216H4ZM34 215H36V216H34ZM46 215H48V216H46ZM50 215V216H49ZM55 215V216H54ZM58 215V216H57ZM84 215V216H83ZM97 215H98V217H97ZM107 215L109 216V217H107ZM131 215V216H130ZM179 217H178V216ZM189 215V216H188ZM6 216L8 217V218H10V220L8 219V218H6ZM11 216V217H10ZM24 216V217H23ZM31 216V217H30ZM99 216H101L100 218H99ZM103 216V217H102ZM114 216H116V217H114ZM118 216H124L123 218H125L124 220H122L121 218H118ZM128 216H130V217H132V218H130V217H128ZM176 216L178 217V218H176ZM181 216V217H180ZM187 216H188V219H187ZM195 216H197V217H199V221H200V219H201V221H200V224H199V221H196L198 218L197 217H195ZM3 217V218H2ZM33 217V218H32ZM35 217H36V219H35ZM46 217V218H45ZM51 217V218H50ZM54 218V221H53V218ZM56 217V218H55ZM60 217H61V219H60ZM63 217V218H62ZM97 217V218H96ZM106 219H105V218ZM134 217H135V219H134ZM137 217V218H136ZM190 217V218H189ZM16 218V219H15ZM40 218V219H39ZM70 218H72V219H70ZM110 218L111 219H113V220H111L110 221ZM115 218H117V219H115ZM127 218V219H126ZM197 218V219H196ZM214 218H216V219H214ZM12 219V220H11ZM30 219V220H29ZM49 219H51V220H49ZM63 219V220H62ZM100 219V221H98ZM109 219V220H108ZM129 219V220H128ZM130 219H134L133 220V222H134V224H133V222H131L132 220H130ZM138 219V220H137ZM139 219H140V221H139ZM175 219H177V221L175 220ZM187 221H186V220ZM34 220V221H33ZM37 220V221H36ZM40 220H41V222L42 223H44V224H42L41 222H40ZM46 220V221H45ZM57 222H56V221ZM116 222H115V221ZM125 220H127V221H125ZM135 220L137 221L136 223H135ZM143 220H144V222H143ZM185 220V221H184ZM189 220H191V221H189ZM214 220V221H213ZM8 221V222H7ZM10 221V222H9ZM27 221V222H26ZM32 221V222H31ZM48 221V222H47ZM53 221V222H52ZM59 221V222H58ZM101 221H102V223H101ZM117 221H121V223L120 222H117ZM128 221H130V222H128ZM139 221V222H138ZM179 221H180V223H179ZM208 221V222H207ZM30 222V223H29ZM36 223V224H33V223ZM50 222V224L49 225H47L48 223ZM54 222H55V225H54ZM97 222V223H96ZM113 222H114V224H113ZM124 222H125V224H124ZM190 222V223H189ZM195 222H198V223H195ZM204 224H203V223ZM205 222H206V225H207V223H208V225L206 226L205 225ZM239 222V223H238ZM3 223V224H2ZM5 223V224H4ZM8 223V224H7ZM10 223V224H9ZM28 223V224H27ZM40 223V224H39ZM59 223V224H58ZM79 223H80V225H79ZM82 223V224H81ZM99 223V224H98ZM105 223H108V224H106V227H105ZM115 226L117 223V226H115V228H114V226L112 225V224ZM116 223V224H115ZM123 223V224H122ZM129 223H131V224H129ZM196 225H195V224ZM2 224V225H1ZM39 224V226H37ZM74 224V223H73ZM103 224V225H102ZM110 224V225H109ZM137 224H139V225H137ZM144 224V225H143ZM148 225V227L146 226V225ZM190 226H189V225ZM191 224H192V226H191ZM194 224V225H193ZM203 224V225H202ZM210 224V225H209ZM15 225V226H14ZM33 225H36V226H33ZM47 225V226H46ZM52 225H54V226H52ZM58 225V226H57ZM85 225V226H84ZM102 225V226H101ZM118 225H120V226H118ZM122 225V226H121ZM128 227H127V226ZM131 225V226H130ZM135 225V226H134ZM137 225V226H136ZM142 225L144 226L143 228L145 229V231H144V229L142 228ZM199 225V226H198ZM202 227H201V226ZM205 225V226H204ZM6 226V227H5ZM14 226V227H13ZM27 226H29V227H27ZM40 226L42 227V228H40ZM50 226V227H49ZM52 226V227H51ZM81 228H80V227ZM104 226V227H103ZM107 226H110V227H107ZM127 228H126V227ZM135 228V227H139L138 229L137 228H135L134 230V232L136 233L137 232V230H138V234L136 233V234H134V235H132L134 232L132 231L133 230V227ZM198 227V228H201V229H196V227ZM13 227V228H12ZM16 227V228H15ZM27 227V228H26ZM39 227V228H38ZM54 227V228H53ZM85 228V230H84V228ZM101 227L103 228L102 230H101ZM149 229V231H148V229ZM187 227H190V228H187ZM205 227H207V228H205ZM37 228V229H36ZM44 228H46V229H44ZM48 228V229H47ZM53 230H52V229ZM78 228V229H77ZM107 228V229H106ZM118 228V229H117ZM195 228V229H194ZM202 228H203V230H202ZM209 228V229H208ZM212 228V229H211ZM2 229V230H1ZM17 229H19V230H17ZM21 229V230H20ZM39 229H41V230H39ZM50 229H51V231H50ZM77 231H76V230ZM83 229V230H82ZM88 229V230H87ZM89 229H90V231H89ZM100 229V230H99ZM109 229V231H111L112 233H110L109 231H108V233L106 234V230H108ZM111 229V230H110ZM113 229V230H112ZM114 229H117L116 231H114ZM128 229V230H127ZM192 229H194V231L192 230ZM28 230V231H27ZM39 230V231H38ZM43 230V232H40V231H42ZM80 230H82L81 231V233H83L82 235H84V236H82V235H80V233H79V231ZM129 231V232H127V231ZM11 231V232H10ZM17 231V232H16ZM40 232V233H38V232ZM47 231V233H45V232ZM52 232L53 233V235H50L49 236V233L50 232ZM75 231V232H74ZM85 231V232H84ZM101 231V232H100ZM122 231H123V233H122ZM140 231H142V233H140ZM153 232L152 233V235H156L155 237L156 238H153L154 236H152V235H150L149 236V234H151V232ZM196 231V232H195ZM199 231V232H198ZM210 231V232H209ZM36 232V233H35ZM49 232V233H48ZM91 233V234H86V233ZM147 232V233H146ZM51 233V234H52ZM77 235H76V234ZM125 233H128L127 235H125ZM160 233V234H159ZM164 233H165V235H164ZM206 233V234H205ZM220 233V234H219ZM12 234V235H11ZM23 234V235H22ZM46 235V237H45V235ZM141 234V235H140ZM144 234L146 235V236H149V237H146V238H144ZM215 234V235H214ZM218 234V235H217ZM5 235V236H4ZM38 235V236H37ZM40 235V236H39ZM43 235H44V237H43ZM73 235V236H72ZM76 235V236H75ZM78 235H80V236H78ZM124 235V236H123ZM133 236V238H132V236ZM140 235V236H139ZM16 236V237H15ZM129 236V237H128ZM135 236V237H134ZM137 236V237H136ZM138 236H139V238H138ZM142 236H143V239H142ZM160 236H162V238L160 237ZM3 237V238H2ZM26 237V238H25ZM29 237V238H28ZM38 237V238H37ZM53 237V238H52ZM71 237H72V239H71ZM73 237L75 238V240L73 239ZM83 237V238H82ZM97 237V238H96ZM118 237H120V238H118ZM163 237H166L167 238V240H165L166 238H163ZM36 238V239H35ZM43 238V239H42ZM45 238H47V239H45ZM78 238V239H77ZM79 238H80V240H81V242L82 243H79L80 242V240H79ZM135 238H137L136 240H135ZM141 238V239H140ZM148 238H149V240H148ZM150 238H152V239H150ZM161 238V239H160ZM216 238V239H215ZM39 239V240H38ZM52 240V242H51V240ZM57 239V240H56ZM98 239V240H97ZM128 239H130V240H128ZM140 239V240H139ZM145 239H147V240H145ZM154 239H156V240H154ZM165 240V241H163V240ZM168 239H169V242H168V244H167V241H168ZM33 240V241H32ZM41 240V241H40ZM43 240V241H42ZM56 240V241H55ZM70 240V241H69ZM79 240V241H78ZM97 240V241H96ZM136 242H135V241ZM163 242H162V241ZM193 240V241H192ZM224 240V241H223ZM45 241H46V243H49V244H45ZM49 241V242H48ZM64 241H65V245L67 246V245H69L68 243H70V245L69 246H71V247H66L65 245H64ZM77 241H78V243H77ZM141 241H143V243H144V241H146L145 243L147 244V246H146V244L144 245V244H141ZM148 241V242H147ZM151 241H153V242H151ZM158 241H159V243H158ZM162 243H161V242ZM220 241V242H219ZM227 241V242H226ZM8 242V243H7ZM66 242H68V243H66ZM71 242H73V243H71ZM74 242L76 243V244H74ZM96 242V243H95ZM138 242H140V246H139V243ZM150 242V244L151 245H153V247H151L150 246V244H148ZM166 242V243H165ZM231 242V243H230ZM243 242V243H242ZM247 242V243H246ZM254 242H256V243H254ZM3 243V244H2ZM51 243V244H50ZM55 243V244H54ZM156 245H154V244ZM171 243V245H169ZM258 243V244H257ZM5 244L7 245L6 246V248L4 247L5 246ZM36 244V245H35ZM52 244H54V246H52ZM58 244V245H57ZM59 244H61V245H63V247L61 246V245H59ZM72 244H74V246H72ZM78 244H82V247H81V245H79L78 246ZM85 244V245H84ZM160 244V245H159ZM164 244H166V246L164 245ZM57 246V248L59 247V249L57 250V248H56V246ZM75 245H76V248H73V247H75ZM97 245V246H96ZM159 247H158V246ZM163 245V246H162ZM169 245V247H171V248H169V247H167ZM185 245H187V246H185ZM219 245V246H218ZM156 248H155V247ZM160 246H161V248H160ZM191 246V247H190ZM205 246V247H204ZM224 246V247H223ZM51 247V248H50ZM63 249H62V248ZM79 247H80V249H79ZM87 247V248H86ZM140 249H139V248ZM158 247V248H157ZM174 247V248H173ZM185 247L187 248V250L185 249ZM217 248V249H214V248ZM5 248V249H4ZM55 248V249H54ZM67 248V249H66ZM110 248V249H109ZM141 248H145L144 250L143 249H141ZM149 248V249H148ZM151 248V249H150ZM154 248V249H153ZM212 248V249H211ZM229 248V249H228ZM6 249H8V250H6ZM11 249V250H10ZM53 249V250H52ZM62 250V252H61V250ZM64 249H66V250H68V251H66V250H64ZM79 249V250H78ZM112 249H115V251H117V252H115V251H113ZM147 249V250H146ZM156 249V250H155ZM158 249V250H157ZM160 249V250H159ZM242 251H241V250ZM56 250V251H55ZM93 250V251H92ZM97 250V251H96ZM110 250V251H109ZM153 251V252H150V251ZM211 250V251H210ZM217 252H216V251ZM0 251V252H1ZM4 251H6L5 253H4ZM53 251H55V253L53 252ZM58 251H59V253H58ZM63 251H65V252H63ZM85 251V252H84ZM113 253H112V252ZM149 251V252H148ZM155 251V252H154ZM156 251H158V252H156ZM8 252V253H7ZM10 252V253H9ZM49 252V253H48ZM118 252H120V253H118ZM143 252V253H142ZM145 252V253H144ZM179 252V253H178ZM61 253V254H60ZM62 253H64V255H65V257H64V255L62 254ZM95 253V254H94ZM152 254V255H150V254ZM157 253L158 254H160V255H157ZM223 253V254H222ZM7 254V255H6ZM8 254H10V255H8ZM43 254V255H42ZM57 254V255H56ZM58 254H59V256H58ZM115 256H114V255ZM118 254H120V255H118ZM214 254V255H213ZM13 255V256H12ZM15 255V256H14ZM40 255V256H39ZM42 255V256H41ZM83 255V256H82ZM101 257H100V256ZM103 255V256H102ZM123 255V256H122ZM149 255V256H148ZM217 255V256H216ZM12 256V257H11ZM24 256V257H23ZM34 256V257H33ZM39 256V257H38ZM56 258H54V257ZM62 256V257H61ZM98 256V257H97ZM105 256H107V257H105ZM117 256H122L121 258L120 257H117ZM159 257L158 259L157 258H155V257ZM22 257V258H21ZM45 257V258H44ZM51 257L52 258H54L53 260L51 259ZM59 257V258H58ZM61 257V258H60ZM115 257H117V258H115ZM151 257V258H150ZM154 257V258H153ZM163 257V258H162ZM12 258V259H11ZM94 258H96V259H94ZM98 258V259H97ZM107 258V259H106ZM109 258H111V259H109ZM118 258H120V259H118ZM161 258V259H160ZM40 259V260H39ZM64 259V260H63ZM92 259V260H91ZM101 259V260H100ZM127 258H124L123 259V261H124V263L126 264H130V263H128V262H130L129 260H126ZM150 259V260H149ZM13 260V261H12ZM29 262H28V261ZM51 260H52V262H51ZM58 260H59V262H58ZM81 260V261H80ZM95 260V261H94ZM100 260V261H99ZM120 260H121V263H118V262H120ZM160 260V261H159ZM4 261V262H3ZM43 261V262H42ZM57 261V262H56ZM83 261V262H82ZM85 261V262H84ZM93 261V262H92ZM102 261H104V262H102ZM106 261H108V262H106ZM111 261V262H110ZM126 261H128V262H126ZM221 261V262H220ZM50 262V263H49ZM54 262V263H53ZM117 262V263H116ZM22 263V264H23ZM43 263V264H44ZM61 263V264H62ZM123 263V264H124ZM132 264V263H131Z\"/></svg>",
  "mask_w": 264,
  "mask_h": 264
},
{
  "label": "bare ground",
  "instance_id": "bare-ground-1",
  "mask_svg": "<svg viewBox=\"0 0 264 264\" xmlns=\"http://www.w3.org/2000/svg\"><path fill=\"white\" fill-rule=\"evenodd\" d=\"M50 1H53L54 2V0H50ZM58 0H55V2L54 3H56ZM60 1V0H59ZM114 0H61L60 2L62 3L63 2V4L65 3L67 6L66 7H68V6H73V8H74V10H75V13H72L73 14V17H74V15H75V22H74V25H75V27L73 28L74 30L72 31V33L75 35V36H77L78 37V39H83V41L84 40H87V39H91V38H94L95 40H96V35H98V34H100V32L101 31H106V30H108V24L109 23H106L105 22V20H104V17H105V15H108L107 13H108V11L110 12L111 10H108V11H106L107 13L104 15V16H102V14L99 12V10L95 7V2H102L101 4H103V5H101V7H103L104 9H107V6L109 7H111V5H106L105 6V4H107L108 2L110 3H114L113 2ZM118 1V0H117ZM126 1V4H127V7H128V9H127V7H126V9L125 10H128V12H130L131 13V15H130V13H129V17H130V19H128L127 20V22H129V24L130 25H128V26H130L131 28L133 27H135V26H140V27H142V28H144L146 31H145V34L146 33H150L151 34V40L152 41H154L155 42V40H161L162 38H167L168 36H171V35H173V34H180L181 35V37H182V39H187L186 37H183V33L186 35V33H185V31L183 32V31H179V32H176L175 31V29L174 28H172L171 26V24H173V22L171 21H166L167 20V18H166V20L163 18L164 16H161V12H162V10H161V8H162V2L161 1H163V0H125ZM181 1V0H180ZM13 2V1H12ZM11 2V3H12ZM60 2H58V3H60ZM122 2H124V1H122ZM122 2H120L121 4H123ZM165 3H167V1H164ZM120 3H118V6H121V4ZM53 4V3H52ZM57 4V3H56ZM64 4V5H65ZM115 4L116 3H114L113 5H114V7H115ZM125 4V3H124ZM123 4V6H125ZM28 5V4H27ZM58 5V4H57ZM113 5H112V7H113ZM164 5V4H163ZM29 6V5H28ZM63 6V5H62ZM118 6H116V8H118ZM169 6V5H168ZM58 7V6H57ZM66 7H64L65 9H66ZM111 7V8H112ZM166 7L167 6H165V9H166ZM16 8V7H15ZM58 8H60V4H59V7ZM103 8H102V11H104L105 12V10H103ZM111 8H109V9H111ZM123 8V7H122ZM121 8V9H122ZM115 9V8H114ZM63 11H64V9H62ZM69 10V9H68ZM72 10V9H71ZM74 10H72V11H74ZM112 10H113V8H112ZM117 10V9H116ZM116 10H114V12L112 13V14H114L115 13V11ZM130 10V11H129ZM171 10V9H170ZM169 10V11H170ZM18 11V10H17ZM57 11V10H56ZM72 11H70V12H72ZM122 11V10H121ZM124 11V10H123ZM167 11V10H166ZM66 12H68V11H66ZM52 13H54V12H52ZM65 13V12H64ZM126 13H127V11H126ZM125 13V14H126ZM154 13L156 14V13H158L157 15H154ZM166 13V12H165ZM170 13H171V11H170ZM20 14V13H19ZM63 14V13H62ZM67 14V13H66ZM118 14H121V13H118ZM168 14V13H167ZM57 15V14H56ZM70 16H71V14H69ZM116 15V14H115ZM170 15V14H169ZM13 16V15H12ZM22 16H24V15H22ZM69 16V17H70ZM109 16H110V14H109ZM109 16H108V18H109ZM112 16V15H111ZM118 16H121V15H118ZM168 16V15H167ZM189 16V15H188ZM187 16V17H188ZM59 17H60V15H59ZM59 17H58V19H59ZM62 17H63V15H62ZM62 17H60V20H61V18ZM68 17V18H69ZM72 17V16H71ZM116 17V16H115ZM122 17V16H121ZM128 17V16H127ZM176 17V16H175ZM175 17H173V18H175ZM5 18V17H4ZM67 17H65L64 19H66ZM67 18V19H68ZM107 18V19H108ZM111 18V17H110ZM109 18V19H110ZM116 18H118V17H116ZM168 18H170V17H168ZM64 19H62V20H64ZM108 19V20H109ZM112 21H114V19L115 18H113L112 17ZM119 19V18H118ZM177 19V18H176ZM188 19V18H187ZM54 20V19H53ZM111 20V19H110ZM116 20V19H115ZM124 20H126V18L124 19ZM172 20V19H171ZM180 20V19H179ZM196 20V19H195ZM56 21V20H55ZM58 21V20H57ZM69 21V20H68ZM111 21V22H112ZM189 21H191V24H190V22H189V24H190V28H191V30H193V33H195V32H197V30H198V25H199V23H198V21L196 20V22H197V24L198 25H196V23H195V21H192V20H189ZM28 22V21H27ZM61 22V21H60ZM66 22H67V20H66ZM116 21H114V23H115ZM187 22V21H186ZM37 23V22H36ZM57 23V22H56ZM65 23V22H64ZM72 23V22H71ZM70 23V24H71ZM117 23V22H116ZM116 23L114 24V27L112 26V29H116L115 28V25H116ZM123 23V22H122ZM20 24H21V22H20ZM24 24H25V22H24ZM28 24V23H27ZM60 24H63V22L62 23H60ZM111 24V23H110ZM2 25V24H1ZM18 25V24H17ZM26 25V24H25ZM55 25H57V24H55ZM64 25V24H63ZM72 25H73V23H72ZM186 25V24H185ZM54 26V25H53ZM120 26H122V25H120ZM127 26V25H126ZM127 26V27H128ZM175 26V25H174ZM173 26V27H174ZM179 26V25H178ZM180 26H184V25H180ZM188 26V25H187ZM9 27V26H8ZM57 27V26H56ZM60 27V26H59ZM64 27V26H63ZM62 27V28H63ZM111 27V26H110ZM117 27V26H116ZM126 27V28H127ZM14 28V27H13ZM34 28H37V25H36V27H34ZM39 28V27H38ZM54 28V27H53ZM61 28V27H60ZM68 28V27H67ZM118 28V27H117ZM136 28V27H135ZM181 28V27H180ZM201 28V27H200ZM41 29V28H40ZM49 29V28H48ZM64 29H65V27H64ZM69 29V28H68ZM137 29V28H136ZM141 29V28H140ZM144 29H141V31L142 30H144ZM185 29V28H184ZM21 30V29H20ZM23 30V29H22ZM25 30V29H24ZM121 30V29H120ZM133 31L135 30V29H132ZM177 30V29H176ZM181 30V29H180ZM200 30H202L203 31V29H200ZM15 31V30H14ZM51 31V30H50ZM67 31H69V30H67ZM116 31V30H115ZM118 31V30H117ZM116 31V32H117ZM125 31H127V29L125 30ZM129 31H130V29H129ZM138 31H140L139 29H138ZM137 31V32H138ZM141 31H140V33H141ZM190 31V30H189ZM195 31V32H194ZM201 31V32H202ZM9 32V31H8ZM36 32V31H35ZM44 32H45V30H44ZM47 32V31H46ZM58 32V31H57ZM192 32V31H191ZM204 32V31H203ZM202 32V33H203ZM23 33V32H22ZM34 33V32H33ZM38 33V32H37ZM43 33V32H42ZM41 33V34H42ZM63 33H64V35H65V30H64V32H62V35H63ZM67 33V32H66ZM70 33V32H69ZM103 33V32H102ZM102 33H101V35H102ZM113 33V32H112ZM128 33V32H127ZM131 33V32H130ZM133 34H128L129 35V40L131 41L130 43H129V49H128V51L126 52V54H122V52H121V48H119V46L118 45H116L117 43H115L114 41L115 40H113V42L114 43H110L109 45H108V47L106 48V50H107V52H106V54L104 55V57L102 58V56H99V57H101V59H97L98 61L96 62V64H93V66L95 67V69H96V74L95 75H93L92 77V79L90 80L89 78V80L92 82V84L95 86V87H93V88H95V90H97L96 92H98V93H101V94H103L104 96H103V102L102 103H100L101 105L99 106H97V104H95V105H93V106H91L90 108H91V113H93V115H87L86 116V118H84V119H82V121L80 122V125H79V127H78V131H70L69 129L68 130H66L65 128H67V127H64L63 126V123L64 124H66V123H68L70 120H73V119H78V113L77 112H72L71 110L72 109H75V108H72V109H70L69 108V106H67V104L64 102L65 100L63 99V96H61L60 95V90L58 91V89L56 88V85H54L53 84V82L56 80L58 83L61 81H63V80H60V75L62 76V74H61V70H62V65H65L66 67L68 66V65H70L71 67L70 68H72V67H81V66H84V65H82V64H85V62L86 61H88V60H86V58H88L87 57V54L89 53V49L91 48H89L88 46H86V47H88L89 49H85V48H75V54H76V57L73 55V60H71V57H69V51H71L70 49L72 48H70L69 46V44L68 43H70V42H64V43H66L67 45H65V46H68L69 47V49L67 48V49H64V45H63V48L61 49L60 48V51H58V53H59V55L57 56L58 57V59H57V61H53V60H55V58L51 61L50 60V62H51V66H50V64H49V67L48 66H46V67H48V69H47V73H42L41 71L43 70H41L40 72H37V71H35L34 69H32L33 68V66L35 67H37V62H34L33 61V59L31 60L32 62H31V66H32V68L31 67H28V69H30L31 68V70H28V69H26V70H22V71H20L18 68L20 67V62L21 61H23V60H26V58L25 59H23L22 60V58H23V56H25V54H26V52H27V50H24L23 49V47H21V46H23V44H21L22 43V40H23V38H22V40H21V42H20V44H18L17 43V41H15L14 40V38H13V40H12V38L10 37V36H8V37H10L11 39H9V40H11V41H8L5 45L7 46H5V48L4 49H2V50H4L3 52H5V55L7 56H5L6 57V60L4 61L3 60V62H2V59H1V62L2 63H0V93L2 94V92H5V91H9L11 94H12V96L13 97H11V99H13L14 100V102H16L17 104H18V107H20V111L22 112V115H23V120L25 121H27V123H28V126L30 125L31 127H28L27 125V127L28 128H32V129H29V130H33L34 131V133L35 134H39V141L37 140V143H36V141L34 142V143H36L35 145H32V147L34 146V150L31 152V148H30V151H29V149L27 150V151H29L30 153H31V155L29 156V158L30 159H28L27 157L25 158V157H23V158H25V159H28V160H24V164H23V166L21 167L20 166V170H17L18 172L15 174V170H14V177H15V179H16V185L14 186V187H12L11 189H10V191H9V193H6L8 196H10V198L12 199L11 201H13L15 204L16 203H18L19 202V200H20V197H21V195H22V192L24 191V193H26L25 192V189L27 190V187H28V189H29V186L31 185V182H33V179L34 178H37V176H39V177H41L42 178V180L44 179V178H50V179H52L53 177H55V178H57L56 176L57 175H61V174H58L57 173V171L55 172V173H57V175L54 173V172H50L49 170H47V169H45L46 168V164H43V157H45V158H47V157H49V152H47V150L49 151V149L51 150V153H52V151L54 152V154H56V156L58 155L59 156V159H60V161H59V164H58V166H59V168L61 169L60 171H62L61 173L63 174V176H64V181H62L61 183H64L63 185V187L65 188V190L67 191V194L69 195V193H71V196H72V202H73V206L75 207V215L73 216V220L72 221H69V218H67L68 217V215H67V217L65 218V220L64 221H62V223H61V225H57L58 227L56 228V233L54 232V235H53V231L52 232H50L51 231V229H50V233H49V236L50 235H53V236H55V237H57L58 235H59V239L61 238V240L63 241V238L65 237V240H68L66 237H67V234H68V230L69 231H71L73 228H75V223L77 222H79V221H82V223L83 222H85V224L86 225H88V227L91 229V231L92 232H94V231H97L96 230V226L97 225H93V222L95 223V220L96 219H94L93 218V222H92V217L93 216H91V218H90V214H92V213H90L88 216H87V212H86V216L84 217V221H83V219H81V217H79V215L81 214V212H82V210L83 209H86L87 208V206L88 205H90V200H89V198H86V201L85 200H83V199H81V201H82V203L81 204H78V200L76 199V192H78V190H77V185L78 184H80L82 181L83 182H85V181H88V180H96L95 179V177H97L98 175H101V174H98L97 176H95V174H97V173H99V171H100V169H103L104 171H106L107 170V172H109L108 171V167H109V165L107 166L105 163L106 162H104V161H107V160H104L103 161V159L105 158V157H107V153L108 152H106L105 151V147H107L111 142H108L107 143V146H105L104 147V140H106V138H110V140H113V139H116L117 137H121V138H124V139H127L126 141H128V142H130V143H134V142H138L140 139H142V138H145L146 139V137L147 136H149L150 134H151V128L153 127V125H155V124H150L151 123V121H149L148 122V118H150V117H154V116H156V117H161V114H163L164 112H167V110L169 109V110H171V111H173L174 112V109H177V113H178V109H180V108H183L182 106L180 107V104H179V108H178V105L176 106V104H174L173 103V100H172V94H171V84H169L168 85V83H167V78H169V77H167V76H169L168 75V71H169V67H168V65H167V63L165 64V65H163L162 67L160 66V67H154L153 69L151 68L152 66L150 65V69H152L151 71H152V74H150V78H151V75L152 76H154L153 77V80H152V82H151V79H149L150 80V82L152 83V85H149V86H145L146 84H148L147 82H146V84H145V82L144 81H147V79L146 80H143V82H144V84L145 85H143V86H141V85H139V83L136 85H132V84H134V83H136V82H138L139 81V79H138V81H136V82H132V86L130 85L129 86V84H128V82H127V78L128 77H130V76H128V77H126V74H125V72H127L126 71V67H127V65L132 61V59L134 60L135 58H138V57H135L134 56V51H133V49H136L137 50V48L135 47L134 48V42H135V39H136V35H138V33L136 34V32L134 33V32H132ZM142 33H144L143 31H142ZM141 33V34H142ZM193 33H189V34H193ZM18 34H19V32H18ZM103 34H105V33H103ZM114 34V33H113ZM136 34V35H135ZM205 34V33H204ZM52 35V34H51ZM63 35V36H64ZM105 35H108V33H107V31H106V34ZM115 35H116V33H115ZM140 35V34H139ZM149 35V34H148ZM180 35H179V39H180ZM195 35L198 37V34L197 33H195ZM207 35V34H206ZM7 36H6V38H7ZM43 36V35H42ZM41 36V37H42ZM99 36V35H98ZM110 36H112V35H110ZM117 36V35H116ZM115 36V37H116ZM121 36V35H120ZM174 36V35H173ZM177 37H178V35H176ZM188 36V35H187ZM191 36V35H190ZM44 37V36H43ZM62 37V36H61ZM77 37H72L73 38V40H75L74 38H76L77 39ZM101 37V36H100ZM106 37V36H105ZM118 37V36H117ZM146 37H147V35H146ZM146 37H145V39H146ZM175 37V36H174ZM193 38L195 37L194 35L192 36ZM17 38V37H16ZM33 38H35V37H33ZM32 38V39H33ZM54 38V37H53ZM63 39H64V37H62ZM62 38H60L61 39V42H62ZM72 38L70 39V41H72ZM110 38H113V37H110ZM190 38V37H189ZM204 38V37H203ZM8 39V38H7ZM18 39V38H17ZM21 38H19V40H20ZM48 39V38H47ZM56 39V38H55ZM77 39V40H78ZM93 39V40H94ZM98 39H100V38H98ZM102 39V38H101ZM100 39V40H101ZM104 39V38H103ZM102 39V40H103ZM105 39H107V38H105ZM170 38H168V40H169ZM174 39V38H173ZM172 39V40H173ZM176 39V38H175ZM196 39V38H195ZM54 40V39H53ZM59 40V39H58ZM77 40H75V42L77 41ZM108 40V39H107ZM117 40V39H116ZM165 40H167V39H165ZM164 40V41H165ZM167 40V41H168ZM172 40H171V42H172ZM190 40H191V38H190ZM190 40H189V42H190ZM193 40V39H192ZM191 40V41H192ZM202 40V39H201ZM209 40V39H208ZM211 40V39H210ZM32 41V40H31ZM35 41V40H34ZM33 41V42H34ZM48 41V40H47ZM67 41H68V38H67ZM112 41V40H111ZM137 41H139V40H137ZM162 41V40H161ZM166 41V45H165V43L163 44V45H165L166 47H167V43L168 42H170V40L167 42ZM184 41V40H183ZM182 41V42H183ZM185 41H188V40H185ZM3 42V41H2ZM26 41L24 40V44H26L25 43ZM30 42V41H29ZM32 42V43H33ZM52 42V41H51ZM90 42V41H89ZM88 42V45L90 44L91 45V43L93 42L94 43V41H91V43H89ZM97 42H99V41H97ZM96 42V43H97ZM101 42H103V41H100V43ZM142 42V41H141ZM141 42H140V44H141ZM157 42V41H156ZM155 42V43H156ZM170 42V43H171ZM173 42H176V40L175 41H173ZM172 42V43H173ZM179 42V41H178ZM182 42H180V43H182ZM188 42V43H189ZM193 42L195 43V41L193 40ZM205 42V41H204ZM209 42V41H208ZM208 42H206V44H205V47L207 46V47H209L210 46V44L208 43ZM57 43V42H56ZM74 43V42H73ZM85 43V42H84ZM143 43H145V42H142V44ZM162 43V42H161ZM160 42H159V44L160 45H162ZM179 43V44H180ZM185 43V42H184ZM215 43V42H214ZM217 43V42H216ZM4 44V43H3ZM3 44H1V45H3ZM30 44V43H29ZM28 44V45H29ZM34 44V43H33ZM36 44V43H35ZM34 44V45H35ZM39 44H40V42H39ZM39 44H37V45H39ZM79 44V43H78ZM82 44V43H81ZM87 44V43H86ZM98 44V43H97ZM140 44H138V45H140ZM149 44H150V42H149ZM149 44L148 45H146V44H144V45H146V49H147V46H149ZM152 44V43H151ZM154 44V43H153ZM152 44V45H153ZM176 45H177V43H175ZM174 44V45H175ZM186 45H187V43H185ZM193 44V43H192ZM196 44V43H195ZM198 44V43H197ZM202 44H203V42H202ZM201 44V45H202ZM218 44V43H217ZM31 45V44H30ZM43 45V44H42ZM80 45V44H79ZM84 45V44H83ZM89 45V46H90ZM127 45V44H126ZM137 45V44H136ZM156 45H158V44H156ZM160 45H159V47H160ZM170 45V44H169ZM176 45H175V47H176ZM181 46H182V44H180ZM190 45V44H189ZM188 45V46H189ZM212 45V44H211ZM219 45V44H218ZM217 45V46H218ZM222 45V44H221ZM4 46V45H3ZM33 46V45H32ZM46 46V45H45ZM52 46V45H51ZM57 46V45H56ZM101 46V45H100ZM125 46V45H124ZM141 46V45H140ZM173 46V45H172ZM181 46H179V47H181ZM195 46V45H194ZM2 47V46H1ZM94 47H96V46H94ZM102 47H103V45H102ZM165 47V50L167 49ZM174 47V46H173ZM175 47L174 48H172V49H175ZM177 47H178V45H177ZM176 47V48H177ZM183 47V46H182ZM187 47V46H186ZM195 47H197V46H195ZM194 47V49H196ZM201 47V46H200ZM203 47V46H202ZM206 47V48H207ZM212 47H215L216 48V45L215 46H212ZM26 48V47H25ZM30 48H32V47H30ZM42 48V47H41ZM46 48V47H45ZM54 48H55V46H54ZM97 48V47H96ZM98 48H99V46H98ZM139 48V47H138ZM151 48V47H150ZM154 47L152 46V49H153ZM162 49H163V46L161 47ZM160 48V49H161ZM190 48V47H189ZM192 48V47H191ZM218 49H219V47H217ZM216 48V49H217ZM222 47H220V49H221ZM27 49H29V47H27ZM50 49V48H49ZM57 49H59V46H58V48ZM92 49V48H91ZM142 49H143V47H142ZM168 49H170V48H168ZM178 49V48H177ZM180 49V48H179ZM178 49V50H179ZM182 49V48H181ZM193 49V50H194ZM210 49V48H209ZM208 49V50H209ZM1 50V49H0ZM40 50V49H39ZM43 50V49H42ZM51 50V49H50ZM53 50V49H52ZM73 50V49H72ZM94 50H97V49H94ZM94 50H93V52H94ZM106 50H104V51H106ZM126 50H127V48H126ZM141 50V49H140ZM143 50H145V47H144V49ZM154 50V49H153ZM164 50V49H163ZM176 50V49H175ZM203 50H204V48H203ZM215 50V49H214ZM221 50H225V48L223 49H221ZM230 50H232V49H230ZM45 51H47V50H45ZM49 51V50H48ZM54 51H56V49L54 50ZM54 51H52V55H54L53 54V52ZM56 51V52H57ZM98 51H103V49H101V50H98ZM157 51V50H156ZM168 51V50H167ZM170 51V50H169ZM177 51V50H176ZM209 51H212V50H209ZM216 51V50H215ZM31 52H33V51H31ZM42 52H44V50L42 51ZM73 52V51H72ZM147 52V51H146ZM151 52V51H150ZM149 52V53H150ZM178 52V51H177ZM181 51H179V53H180ZM207 52V51H206ZM217 52V51H216ZM218 52H220V51H218ZM222 52V51H221ZM2 53V52H1ZM34 53V52H33ZM40 53H41V51H40ZM45 53V52H44ZM96 53H98V52H96ZM142 53H144V52H142ZM168 53V52H167ZM166 53V54H167ZM184 53V52H183ZM223 53V52H222ZM32 54V53H31ZM39 54V53H38ZM42 54V53H41ZM48 54V52L46 53V55ZM55 54H57V53H55ZM70 54H71V52H70ZM91 54V53H90ZM94 54V53H93ZM100 54V53H99ZM136 54H137V52H136ZM138 54H141L140 52L138 53ZM155 54H157L156 52H155ZM170 54V53H169ZM173 54V53H172ZM181 54V53H180ZM194 54V53H193ZM219 54V53H218ZM146 55V54H145ZM149 55V54H148ZM175 55V54H174ZM173 55V57H175ZM225 55V54H224ZM40 56V55H39ZM91 56V55H90ZM94 55H92L91 57H93ZM143 57H144V59L146 60V57L144 56V55H142ZM141 56V57H142ZM150 56V55H149ZM149 56H147V57H149ZM158 57L160 56V54L159 55H157ZM185 58H187V63H188V60L189 61H193L192 59H193V55H192V52L190 51V50H188L187 52H185ZM4 57V56H3ZM26 57V56H25ZM29 57V55L27 54V58ZM31 57V56H30ZM34 57V56H33ZM44 57V56H43ZM47 57H49L48 55H47ZM51 57H53V56H51ZM75 57V58H74ZM98 57V58H99ZM134 57V58H133ZM142 57V58H143ZM153 54H152V56L150 57V58H152L153 59ZM194 57H195V55H194ZM96 58H97V56H96ZM95 58V59H96ZM155 58V57H154ZM162 58H163V56H162ZM29 59V58H28ZM37 59V58H36ZM156 59V58H155ZM161 59V58H160ZM168 59V58H167ZM196 59V58H195ZM194 59V60H195ZM45 60H48L47 58L45 59ZM86 60V61H85ZM90 60V59H89ZM94 60V59H93ZM93 60H91V62L93 61ZM136 60H140V59H136ZM136 60H135V62H136ZM143 60V59H142ZM154 60V59H153ZM158 60V59H157ZM169 60V59H168ZM167 60V61H168ZM36 61V60H35ZM38 61V60H37ZM41 61V60H40ZM96 61V60H95ZM147 61V60H146ZM146 61H144V63L146 62ZM150 59H149V62H147V63H150ZM166 61V62H167ZM170 61V60H169ZM25 62H27V61H25ZM39 62V61H38ZM46 62H49V60L48 61H46ZM88 62H90V61H88ZM88 62H86V64L88 63ZM135 62H133V64L135 63ZM139 62H141V61H139ZM154 62H156L157 63V61H154ZM163 62H165V61H163ZM177 62V61H176ZM23 63V62H22ZM21 63V64H22ZM27 63H29V61L27 62ZM43 63H44V61H43ZM93 63V62H92ZM95 63V62H94ZM132 63V62H131ZM130 63V64H131ZM144 63H142V64H144ZM152 63H153V61H152ZM178 63V62H177ZM40 64V63H39ZM61 64V65H60ZM136 64H137V62H136ZM139 64V63H138ZM142 64H139V66L140 65H142ZM158 64V63H157ZM156 64V65H157ZM159 64L161 65V63L159 62ZM163 64V63H162ZM81 65V66H80ZM89 65V64H88ZM90 65H92V64H90ZM155 65V66H156ZM175 65V64H174ZM28 66V65H27ZM39 66V65H38ZM43 66H44V64H43ZM93 66H92V68H93ZM132 66V65H131ZM138 66V67H139ZM144 66V65H143ZM142 66V67H143ZM146 67H147V65H145ZM144 66V68H146ZM45 67V68H46ZM65 67V68H66ZM87 67H89V66H87L86 65V70H87ZM91 67V66H90ZM89 67V68H90ZM128 67H129V65H128ZM171 67V66H170ZM22 68V67H21ZM24 68V67H23ZM39 68V67H38ZM38 68H36V70L38 69ZM69 68V67H68ZM69 68V69H70ZM76 68H72V69H76ZM91 68V69H92ZM134 68V67H133ZM149 68V67H148ZM172 69H173V67H171ZM178 68V67H177ZM176 68V69H177ZM19 70V72L17 73L16 72V70ZM25 69V68H24ZM63 69H64V67H63ZM82 69V68H81ZM81 69H80V71H81ZM91 69H90V72H91ZM94 69V68H93ZM125 69V70H124ZM129 69H131V68H129ZM137 69V68H136ZM172 69H170L171 71H172ZM179 69H180V66H179ZM178 69V71H177V73L179 74V70ZM65 70V69H64ZM63 70V72H65ZM71 70V69H70ZM85 70V69H84ZM89 70V69H88ZM147 70V69H146ZM145 70V71H146ZM174 70V69H173ZM77 71H79V69L77 70ZM93 71V70H92ZM131 71V70H130ZM133 71H134V69H133ZM148 71V70H147ZM150 71V70H149ZM151 71H150V73H151ZM170 71V72H171ZM175 71V70H174ZM17 74H16V73ZM43 72H45V71H43ZM137 72V71H136ZM140 72V71H139ZM141 72H142V70H141ZM140 72V73H141ZM169 72V73H170ZM173 72V71H172ZM72 73V72H71ZM73 73H75V72H73ZM77 73V72H76ZM81 73H83V71L81 72ZM89 73V72H88ZM127 73H129V72H127ZM135 73V72H134ZM143 73V72H142ZM145 74L147 73V72H144ZM175 73H176V71H175ZM174 73V74H175ZM68 74V73H67ZM85 74V73H84ZM89 74H91V73H89ZM132 74V73H131ZM173 74V75H174ZM72 75V74H71ZM74 75V74H73ZM81 75V74H80ZM92 75V74H91ZM90 75V76H91ZM136 75V74H135ZM134 75V76H135ZM139 75V74H138ZM137 75V76H138ZM142 75V74H141ZM148 75V74H147ZM147 75H146V77H147ZM173 75H171L170 74V76L172 77ZM176 76H177V74H175ZM174 75V76H175ZM79 76V75H78ZM82 76V75H81ZM87 76V75H86ZM132 76V75H131ZM137 76H135V77H137ZM149 76V75H148ZM63 77H65V74H64V76ZM73 77V76H72ZM74 77H77V76H74ZM84 77V76H83ZM135 77H133V78H135ZM141 77V76H140ZM139 77V78H140ZM144 77V76H143ZM66 78V77H65ZM70 79H71V77H69ZM78 78V77H77ZM79 78H80V76H79ZM138 78V77H137ZM137 78L135 79V80H137ZM142 78V77H141ZM141 78H140V80H141ZM145 78V77H144ZM143 78V79H144ZM59 79V80H58ZM82 79V78H81ZM172 79V78H171ZM174 79V78H173ZM68 80V79H67ZM130 80V79H129ZM128 80V81H129ZM133 80V79H132ZM68 81H70V80H68ZM72 81H73V78H72ZM77 81H80L79 79H77ZM84 81V80H83ZM171 81H174V80H170V82ZM243 81V80H242ZM64 83H67V82H65V81H63ZM88 83H89V81H87ZM131 82V81H130ZM141 82V81H140ZM143 82H141L142 84H143ZM55 83V82H54ZM81 83V82H80ZM85 84V85H90V84ZM140 83V84H141ZM150 83V84H151ZM172 83V82H171ZM55 84H57V83H55ZM63 84V83H62ZM61 84V85H62ZM77 84V83H76ZM76 84H73V85H76ZM72 85V83H71V86H73ZM78 85H79V83H78ZM60 86V85H59ZM63 86H65V84L63 85ZM62 86V87H63ZM77 86V85H76ZM82 86H83V84H82ZM92 86V85H91ZM126 86H128V88L130 89L131 88V90H133L132 92H130L129 94L127 93V94H123V91L121 90L122 88H126V90H127V87ZM170 86V87H169ZM79 87V86H78ZM78 87H75V88H78ZM88 87V86H87ZM73 88H74V86H73ZM75 88L73 89V93H74V91H75ZM81 88V87H80ZM86 88V87H85ZM91 88V87H90ZM119 88H121V89H119ZM60 89V88H59ZM69 89H71V88H69ZM79 89V88H78ZM92 89V88H91ZM91 89H88L87 88V90H89V92H90V90ZM120 90V91H122V94L120 93V91H118V92H116V93H120V94H117L118 96L117 97H113L112 96V94H111V96L113 97V98H108V95L111 93L110 91L111 90ZM62 90V89H61ZM64 90V89H63ZM86 90V91H87ZM115 90V91H116ZM80 91V90H79ZM79 91H77V92H79ZM81 91H83V89H81ZM128 91V90H127ZM88 92V91H87ZM89 92H88V94H89ZM96 92L94 93V94H96ZM112 92H114V91H112ZM125 92V91H124ZM173 92H175L174 90H173ZM64 93V92H63ZM66 93V92H65ZM79 93H82V92H79ZM77 94V95H81V94ZM84 93V92H83ZM98 93H97V95H98ZM75 94H76V92H75ZM87 93H86V95H88ZM91 94H93V93H91ZM90 94V95H91ZM67 95V94H66ZM76 95V96H77ZM83 95H85V93L83 94ZM96 95V96H97ZM183 95H184V92H183ZM188 95V94H187ZM2 96V95H1ZM7 96V95H6ZM69 96V95H68ZM89 96V95H88ZM92 96V95H91ZM115 96H116V94H115ZM178 96H180V94H178ZM72 97H73V95H72ZM84 97V96H83ZM176 97H177V95H176ZM9 98V97H8ZM7 98V99H8ZM78 97H76L75 99L76 100H79V99H77ZM90 98V97H89ZM96 98V97H95ZM175 98V97H174ZM179 98V97H178ZM5 99V98H4ZM81 99H82V96H81ZM80 99V100H81ZM84 99V98H83ZM85 99H88L87 97H85ZM84 99V100H85ZM97 99H98V97H97ZM186 99H187V96H186ZM184 97H181L180 98V102H181V104L182 105H189V104H195V103H193V102H195V98L194 99H191V101L193 100V102H189V101H187ZM1 100V99H0ZM6 100V99H5ZM4 100V101H5ZM9 100V99H8ZM7 100V101H8ZM68 100V99H67ZM72 100V99H71ZM71 100H69V101H71ZM74 100V99H73ZM92 100H94V99H92ZM96 100V99H95ZM101 100V101H102ZM175 100V99H174ZM190 100V99H189ZM11 101V100H10ZM75 101V100H74ZM73 101V102H74ZM83 101V100H82ZM81 101V102H82ZM86 101V100H85ZM85 101H84V103H85ZM98 101V100H97ZM176 101V100H175ZM3 102V101H2ZM68 102V101H67ZM80 102V101H79ZM99 102V101H98ZM98 102H96V103H98ZM9 103V102H8ZM12 103V102H11ZM83 103V102H82ZM90 103H94L93 101H91ZM176 103V102H175ZM178 103V102H177ZM197 103V102H196ZM1 104V103H0ZM10 104V103H9ZM14 104V103H13ZM17 104H15V106L17 105ZM71 104H72V102H71ZM78 104V103H77ZM76 104V105H77ZM172 104H174V105H172ZM11 105V104H10ZM69 105H70V103H69ZM87 105H88V102H87ZM86 105V106H87ZM90 105V104H89ZM89 105L87 106V108H89ZM196 105V104H195ZM2 106H3V104H2ZM6 106V105H5ZM79 106H80V104H79ZM190 107H192L191 105H189ZM188 106V107H189ZM198 106V105H197ZM17 107V106H16ZM15 107V108H16ZM74 107V106H73ZM83 108H84V106H82ZM81 107V108H82ZM187 107V108H188ZM189 107V108H190ZM200 108H201V106H199ZM204 107V106H203ZM1 108V107H0ZM82 108V109H83ZM86 108V109H87ZM184 108H186V106L184 107ZM193 108V107H192ZM191 108V109H192ZM3 109V108H2ZM0 109V131H1V129H4V128H6V127H8V126H11L12 124H15V122L13 123V118H12V116H10V113H9V115L6 113V112H4L3 110H7V109ZM12 109V108H11ZM76 109H77V107H76ZM75 109V110H76ZM85 109V108H84ZM194 109H196V108H194ZM199 109V108H198ZM203 109V108H202ZM8 110H9V108H8ZM7 110V111H8ZM12 110H15V109H12ZM75 110H73V111H75ZM180 110H182V109H180ZM179 110V112H181ZM188 110V109H187ZM193 110V109H192ZM17 111H19L18 109H17ZM19 111V112H20ZM79 111V110H78ZM82 111V110H81ZM93 111V112H92ZM98 111H100L99 113H98ZM186 111V110H185ZM184 111V112H185ZM197 111V110H196ZM198 111H200V110H198ZM14 112V111H13ZM16 112V111H15ZM83 112H85V110L83 111ZM169 112V111H168ZM176 112V111H175ZM79 113H81V112H79ZM87 113V112H86ZM182 113H183V111H182ZM15 114V113H14ZM89 114H90V112H89ZM172 114V113H171ZM21 115V116H22ZM165 115V114H164ZM175 114H173L172 116H174ZM179 116H180V113L178 114ZM177 115V116H178ZM182 115V114H181ZM185 115V114H184ZM17 116V115H16ZM167 116V115H166ZM176 116V115H175ZM80 117V116H79ZM84 117V116H83ZM171 117V116H170ZM184 117V116H183ZM182 117V119L184 120V118ZM15 118H17V117H15ZM179 118V117H178ZM181 118V117H180ZM19 119H20V114H19ZM18 119V120H19ZM81 119V118H80ZM128 119H129V122H128ZM152 119H154V118H152ZM167 119V118H166ZM171 119V118H170ZM169 119V120H170ZM182 119H181V121H182ZM151 120V119H150ZM159 120V119H158ZM163 120V119H162ZM168 120V121H169ZM17 121V120H16ZM21 121V120H20ZM79 121V120H78ZM157 121V120H156ZM21 122H23V121H21ZM21 122H19V123H21ZM73 122H75V121H73ZM72 122V123H73ZM152 122H153V120H152ZM155 122V121H154ZM159 122V121H158ZM157 122V123H158ZM160 122H161V120H160ZM159 122V123H160ZM166 122V121H165ZM177 122V121H176ZM180 122V121H179ZM26 123V124H27ZM118 123V124H117ZM182 123V122H181ZM69 124V123H68ZM74 124V123H73ZM116 124L118 125V126H120L119 124H122V129H120V131H118V130H116L115 128H116ZM166 124V123H165ZM164 124V125H165ZM177 124V123H176ZM183 124V123H182ZM72 125V124H71ZM71 125H69V126H71ZM75 125H77V124H75ZM15 126H19V125H15ZM59 126V127H58ZM68 126V125H67ZM78 126V125H77ZM157 126V125H156ZM159 127H160V124L158 125ZM176 126V125H175ZM22 127V126H21ZM20 126H19V128H21ZM51 127L54 129V127H58V129H60V128H63L64 127V129L65 130H62L63 132L62 133H60V137H58V134H57V139L56 138H53L52 137V135L50 134V132L48 133V128H50L51 129ZM74 127V126H73ZM158 127V128H159ZM177 127H178V125H177ZM181 127V126H180ZM12 129H13V126L11 127ZM120 128H121V126H120ZM133 128H135V131H134V129ZM162 128V127H161ZM163 128H165L164 126H163ZM15 129H16V127H15ZM72 130H74L73 128H71ZM117 129H118V127H117ZM132 129H133V134H132ZM157 129V128H156ZM175 129V128H174ZM187 129V128H186ZM232 129V128H231ZM22 130V129H21ZM55 130V129H54ZM53 130V131H54ZM61 130V129H60ZM75 130H77V129H75ZM117 132H116V131ZM167 130V129H166ZM177 130V129H176ZM180 130V129H179ZM2 131H4V130H2ZM20 131V130H19ZM57 131V130H56ZM174 131V130H173ZM187 131V130H186ZM185 131V132H186ZM209 131V130H208ZM213 131V130H212ZM229 131V130H228ZM233 131V130H232ZM5 132V131H4ZM29 132V131H28ZM161 132V131H160ZM170 132V131H169ZM176 132V131H175ZM183 132V131H182ZM1 133V132H0ZM31 132H29V134H30ZM33 133V132H32ZM167 133H168V131H167ZM179 133H181V131L179 132ZM213 133V132H212ZM215 133H217V132H215ZM215 133H213V134H215ZM4 134V133H3ZM25 134V133H24ZM56 134V133H55ZM161 134H164V133H161ZM169 134V133H168ZM171 134V133H170ZM188 134V133H187ZM190 134V133H189ZM188 134V135H189ZM219 134H221V132L219 133ZM219 134H217V135H219ZM22 135V134H21ZM31 135H33V134H31ZM151 135H153V134H151ZM150 135V136H151ZM165 135V134H164ZM182 135V134H181ZM186 135V134H185ZM210 135V134H209ZM214 136V137H212V139H213V141L214 142H216V144L218 143H221V147H222V144L223 145H226V147L228 146V148L227 149H231L232 147H233V143H231L232 144V146H231V144H230V142H226L223 138H221V137H223V136ZM222 135V134H221ZM27 136V135H26ZM30 136V135H29ZM149 136V137H150ZM165 136H167V135H165ZM171 136V135H170ZM184 136V135H183ZM22 137V136H21ZM20 137V139L22 140V138ZM36 137V136H35ZM155 137H157V136H155ZM154 137V138H155ZM159 137V136H158ZM161 137V136H160ZM0 138H2V137H0ZM11 138H14L15 139V137H11ZM34 138V137H33ZM38 138V137H37ZM152 138V137H151ZM167 138V137H166ZM171 138V137H170ZM6 139V138H5ZM29 139H31V137L29 138ZM162 139H164L163 141H165V138H162ZM168 139H169V135H168ZM168 139L166 140V143H168L167 141H168ZM173 139V138H172ZM171 139V140H172ZM212 139H211V141H212ZM1 141H2V139H0ZM10 140V139H9ZM4 141V142H0V165H1V163H3V162H9V163H12V162H15V158L17 157L16 155H15V152H16V141ZM12 140V139H11ZM16 140H17V138H16ZM33 140V139H32ZM117 140V139H116ZM115 140V141H116ZM121 140V139H120ZM144 140V139H143ZM142 140V141H143ZM150 140V139H149ZM149 140H147V141H149ZM20 141V140H19ZM18 141V142H19ZM24 141H25V139H24ZM23 141V142H24ZM34 141V140H33ZM33 141H31V143L33 142ZM152 141V140H151ZM153 141H155L156 142V139L154 140L153 139ZM159 141V140H158ZM160 141H161V138H160ZM159 141V142H160ZM22 142V141H21ZM21 142H20V144H21ZM114 142V141H113ZM121 142V141H120ZM127 142V143H128ZM145 142V141H144ZM143 142V143H144ZM154 142V144H156ZM159 142L157 143L158 145H159ZM29 143H30V141H29ZM33 143V144H34ZM124 143H125V141H124ZM148 143V142H147ZM153 143V142H152ZM164 143V142H163ZM213 143V142H212ZM111 144H113V143H111ZM111 144H110V146H111ZM129 144V143H128ZM145 145H146V142L144 143ZM156 144V145H157ZM171 144V143H170ZM169 143L167 144V145H170ZM172 144H173V142H172ZM175 144V143H174ZM178 144V143H177ZM209 144V143H208ZM17 145H18V143H17ZM27 145H29V144H27ZM122 145V144H121ZM125 145H126V143H125ZM125 145H122V146H125ZM153 145V144H152ZM151 145V146H152ZM162 145V144H161ZM212 145V144H211ZM20 146V145H19ZM24 146H26V143H25V145ZM130 146H131V144H130ZM129 146V147H130ZM135 146H137V144H135ZM150 146V145H149ZM155 146V145H154ZM154 146H153V148H154ZM177 146V145H176ZM28 147V146H27ZM115 147V146H114ZM117 147H121V146H116V148H114L115 150L117 149ZM138 147H140V146H137V148ZM144 147V146H143ZM156 147V146H155ZM164 147V146H163ZM162 147V149L164 150V148L165 147H167V146H165L164 148ZM172 147V145L170 146V148ZM175 147V146H174ZM181 147V146H180ZM180 147H178V148H180ZM20 148V147H19ZM124 148V147H123ZM148 148V147H147ZM167 148H169V147H167ZM196 148V147H195ZM223 148V147H222ZM236 148V147H235ZM114 149H112V150H114ZM121 149V148H120ZM125 149V148H124ZM149 149H151V148H149ZM158 149H159V147H158ZM160 149H161V146H160ZM161 149V150H162ZM172 149V148H171ZM181 149V148H180ZM180 149H179V151H180ZM193 149V151H194V148H192ZM197 149V148H196ZM234 149V148H233ZM20 150V149H19ZM18 150V151H19ZM25 150V149H24ZM122 150V149H121ZM127 150V149H126ZM137 150V149H136ZM135 150V151H136ZM141 150H142V148H141ZM145 150V149H144ZM148 150V149H147ZM168 150H170V149H168ZM173 150V149H172ZM171 150V151H172ZM178 150V149H177ZM183 150V149H182ZM235 150V149H234ZM26 151V152H27ZM118 151H120V150H118ZM129 151V150H128ZM138 151H139V149H138ZM174 151V150H173ZM172 151V152H173ZM227 151V150H226ZM230 151H232V149L230 150ZM229 151V153L231 154V152ZM21 152H22V149H21ZM20 152V153H21ZM78 152H80V154L78 155ZM109 152L111 153L112 151H110L109 150ZM140 152V151H139ZM159 152V151H158ZM164 152H165V150H164ZM168 152V151H167ZM195 152V151H194ZM17 153V152H16ZM23 153V152H22ZM29 153V154H30ZM50 153V154H51ZM118 153V152H117ZM133 153V152H132ZM134 153H136V152H134ZM138 153V152H137ZM143 153V152H142ZM150 153H151V155H156L157 154V150L156 149H154V150H150ZM160 153H162V152H160ZM176 153V152H175ZM174 153V154H175ZM179 153V152H178ZM181 153H182V151H181ZM180 153V154H181ZM184 153V152H183ZM28 154V152L25 154V155H27ZM109 154V153H108ZM115 154V153H114ZM122 154H123V152H122ZM126 154V153H125ZM124 154V155H125ZM128 154V153H127ZM167 154V153H166ZM173 154V153H172ZM171 154V155H172ZM177 154V153H176ZM230 154H229V156H230ZM19 155V154H18ZM23 155H24V153H23ZM53 155V154H52ZM78 155V156H77ZM118 155H121V153L120 154H117V156ZM129 155V154H128ZM150 155V154H149ZM197 155H199V154H197ZM228 155V154H227ZM110 156V155H109ZM112 156V155H111ZM123 156V155H122ZM122 156H121V159H122ZM127 156V155H126ZM130 156H132V155H130ZM143 156V155H142ZM170 156V155H169ZM177 156H179V155H177ZM193 156H195V154L193 155ZM52 157V156H51ZM112 157H114V156H112ZM133 157H134V155H133ZM146 157V156H145ZM148 157H150V156H148ZM159 157V156H158ZM160 157H161V154H160ZM159 157V158H160ZM165 157V156H164ZM168 157V156H167ZM184 157V156H183ZM182 157V158H183ZM199 157V156H198ZM201 157V156H200ZM54 158V157H53ZM58 158V157H57ZM107 158H109V157H107ZM106 158V159H107ZM111 158V157H110ZM110 158H109V161H110ZM115 158H116V156H115ZM115 158H114V160H115ZM118 158H120V156H118ZM117 158V159H118ZM125 158V157H124ZM135 158H137V156L135 157ZM135 158H133L134 160H135ZM139 158L141 159V157L139 156ZM138 158V159H139ZM152 158V157H151ZM158 158V159H159ZM163 158V157H162ZM166 158V157H165ZM171 158H173L174 159V157H171ZM171 158H169V159H171ZM186 158V157H185ZM184 158V159H185ZM193 158V157H192ZM196 159H197V157H195ZM195 158H194V160H195ZM203 158V157H202ZM117 159H116V161H117ZM132 159V158H131ZM132 159V160H133ZM148 159V158H147ZM152 159H154V157L152 158ZM151 159V160H152ZM168 159V158H167ZM183 159V160H184ZM188 159V158H187ZM229 159V158H228ZM17 160V159H16ZM22 160V159H21ZM47 160V159H46ZM48 160H50V158L48 159ZM113 160V159H112ZM111 160V163L113 162ZM134 160H133V162H134ZM137 160V159H136ZM135 160V161H136ZM145 160V159H144ZM150 160V159H149ZM155 160V159H154ZM154 160H152V161H154ZM160 160V159H159ZM161 160H163V159H161ZM186 160V159H185ZM200 160V159H199ZM204 159H202L201 161H203ZM54 161H55V159H54ZM57 161V160H56ZM108 161V162H109ZM118 161H120V159H118ZM121 161H124V160H121ZM128 161V160H127ZM141 161V160H140ZM157 161V160H156ZM165 161H167V160H165L164 159V161L162 162V163H164ZM178 161H181V160H179L178 159ZM189 162H190V159L188 160ZM18 162V161H17ZM16 162V163H17ZM21 162L22 161H20V164H21ZM50 162H52V161H50ZM126 162V161H125ZM138 162H139V160L137 161V167H138ZM141 162H143V161H141ZM140 162V163H141ZM148 162V161H147ZM161 162V161H160ZM174 162V161H173ZM192 162V161H191ZM194 162V161H193ZM205 161H203V163H204ZM8 163V164H9ZM113 163H115V162H113ZM112 163V164H113ZM132 163V162H131ZM153 164H154V166H155V162H152ZM159 163V162H158ZM157 163V164H158ZM172 162H170V164H171ZM178 163V162H177ZM188 163V162H187ZM186 163V161H185V163L184 162H180V163H178L177 165H178V167L180 168L179 170H181V171H183L184 173H187L188 174V176L190 177V175H191V177H195V175H194V167L193 168H191V164H190V166H189V164H187ZM198 163V162H197ZM201 163V162H200ZM199 163V164H200ZM12 164H14V163H12ZM56 164V163H55ZM121 164H122V162H121ZM120 164V165H121ZM146 164V163H145ZM166 164V163H165ZM167 164H169V162H167ZM173 164H175V163H173ZM202 164V163H201ZM7 165V164H6ZM6 165H4V167L6 166ZM10 165V167H11V164H9ZM8 165V166H9ZM44 165H45V167H44ZM57 165V164H56ZM116 165V164H115ZM118 165V164H117ZM140 165V164H139ZM143 165V164H142ZM164 165V164H163ZM162 165V166H163ZM172 165V164H171ZM194 165V164H193ZM204 165H205V163H204ZM7 166V167H8ZM111 166V165H110ZM130 166V165H129ZM166 166V165H165ZM173 166V165H172ZM195 166V165H194ZM1 167V166H0ZM3 167V168H4ZM7 167H6V170H7ZM15 167V166H14ZM123 167H125V166H123ZM131 167H133V166H131ZM134 167H135V165H134ZM142 166H140V168H141ZM144 167V166H143ZM147 167V166H146ZM150 167H152V166H150ZM159 167V166H158ZM161 167V166H160ZM168 167V166H167ZM170 167V166H169ZM197 167V166H196ZM9 168V167H8ZM47 168H50V167H48L47 166ZM56 168V167H55ZM98 168H99V171L96 173V170H98ZM110 168V167H109ZM122 168V167H121ZM120 168V169H121ZM127 168V167H126ZM129 168V167H128ZM148 168V170H149V167H147ZM147 168H146V171H147ZM154 168H157V165H156V167H154ZM154 168H153V170H154ZM163 168H164V166H163ZM172 168V167H171ZM174 168V167H173ZM176 168V167H175ZM199 168V167H198ZM197 168V169H198ZM11 169L13 170V168L11 167ZM50 169H52V171H53V168H50ZM113 171L112 172H114V166H113ZM111 169V170H112ZM118 169V168H117ZM116 169V170H117ZM124 169V168H123ZM132 169V168H131ZM165 169V168H164ZM178 169V168H177ZM200 169V168H199ZM1 170H2V168H1ZM5 170V169H4ZM57 170V169H56ZM111 170H110V174H111ZM124 170H126V169H124ZM130 170V169H129ZM128 170V171H129ZM139 170V169H138ZM141 170H145V169H141ZM140 170V171H141ZM158 170V169H157ZM163 170V169H162ZM165 170H167V169H165ZM173 170V169H172ZM196 170V169H195ZM10 171V170H9ZM102 171V170H101ZM104 171H102V172H104ZM118 171H120V170H118ZM139 171V172H140ZM151 168H150V173H151ZM161 171V170H160ZM171 171V170H170ZM169 170H168V172H170ZM3 172V171H2ZM1 172V174H3ZM107 172H105V173H107ZM122 172V171H121ZM124 172V171H123ZM127 172V171H126ZM148 172V171H147ZM152 172H154V171H152ZM163 172V171H162ZM165 172V171H164ZM182 172V173H183ZM198 172H199V170H198ZM205 172V171H204ZM5 174H6V172H4ZM13 172H11L10 174H12ZM104 173V174H105ZM129 173H131L130 171H129ZM134 173H135V171H134ZM144 173H146V172H144ZM149 173V174H150ZM157 173V172H156ZM159 173V172H158ZM157 173V174H158ZM172 173V172H171ZM170 173V174H171ZM174 173V172H173ZM9 174V173H8ZM114 174H115V172H114ZM114 174H113V176H114ZM118 174H120V173H118ZM127 174V173H126ZM133 174V173H132ZM143 174V173H142ZM141 174V172H140V174L139 175H141V176H143ZM148 174V173H147ZM165 174V173H164ZM166 174H167V172H166ZM169 174V175H170ZM187 174H186V176H187ZM199 174H201V173H199ZM198 174V175H199ZM4 175V174H3ZM106 175V174H105ZM130 175V174H129ZM151 175V174H150ZM154 175H155V173H154ZM162 175V174H161ZM161 175H159V176H161ZM184 175V174H183ZM194 175V176H193ZM198 175H196V176H198ZM203 175V174H202ZM201 175V176H202ZM205 175V174H204ZM208 175V174H207ZM107 176H108V174H107ZM116 176V175H115ZM122 176H123V173H122ZM122 176H118V177H120V178H122ZM128 176V175H127ZM127 176H126V178H127ZM138 176V175H137ZM166 176H168V175H166ZM165 176V177H166ZM210 176V175H209ZM6 177V176H5ZM5 177H3V178H5ZM13 177V178H14ZM106 177V176H105ZM105 177H103L104 179H107V178H105ZM111 177H112V175H111ZM117 177V176H116ZM124 177V176H123ZM129 177V176H128ZM132 177V176H131ZM161 177H162V179H161ZM160 178H158V179H161V180H163V177H164V175L163 176H161ZM185 176H183V178H184ZM188 177V178H189ZM204 177V176H203ZM207 177V176H206ZM0 178H1V175H0ZM2 178V179H3ZM8 178V177H7ZM6 178V179H7ZM11 178V177H10ZM62 178V177H61ZM101 178V177H100ZM109 178H110V176H109ZM138 178V177H137ZM136 177H135V182H136V179H137ZM150 178V177H149ZM153 178V177H152ZM169 178V177H168ZM171 178V177H170ZM196 178V177H195ZM205 178V177H204ZM40 179V178H39ZM130 179V178H129ZM172 179V178H171ZM171 179H168V180H170V183H172L174 180H172V182H171ZM185 179H186V177H185ZM190 179V178H189ZM194 179V178H193ZM192 179V180H193ZM206 179H208V177L206 178ZM5 180V179H4ZM9 180V179H8ZM12 180V179H11ZM11 180L10 181H8L9 183L11 182ZM41 180V179H40ZM39 180V181H40ZM57 180V179H56ZM59 180V179H58ZM98 180H99V178H97V182H98ZM101 180H103V179H101ZM109 180V179H108ZM114 180V179H113ZM121 179H118V181H120ZM127 180H128V178H127ZM132 180V179H131ZM142 180H144L143 178H142ZM146 180V179H145ZM144 180V181H145ZM160 180V181H161ZM200 180V179H199ZM204 180V179H203ZM48 181V180H47ZM53 181H54V178H53ZM100 181V180H99ZM107 181V180H106ZM105 181V182H106ZM122 181V180H121ZM123 181H124V178H123ZM138 181V180H137ZM140 181V180H139ZM138 181V182H139ZM150 180H146V182H149ZM164 181H166V180H164ZM184 181V180H183ZM2 182V181H1ZM1 182H0V184H1ZM5 182H6V180H5ZM7 182V183H8ZM35 182H36V180H35ZM35 182H33V183H35ZM38 182V181H37ZM44 182V181H43ZM43 182H41V183H43ZM49 182V181H48ZM50 182H51V180H50ZM60 181H58L57 183H59ZM96 182V181H95ZM101 182H103V181H101ZM101 182H98L99 183V185H100V183ZM146 182H144L145 184H146ZM151 182H152V180H151ZM156 182H159V181H155V185H156ZM176 182V181H175ZM181 182V181H180ZM192 182V181H191ZM194 182H195V180H194ZM193 182V183H194ZM202 182V181H201ZM3 183H4V181H3ZM2 183V184H3ZM13 183H15V182H13ZM39 183V182H38ZM40 183V184H41ZM86 183V182H85ZM90 183H93V182H90ZM124 183V182H123ZM131 183V182H130ZM129 183V184H130ZM133 183V182H132ZM159 183H162V182H159ZM158 183V185H160ZM164 183V182H163ZM166 183V182H165ZM169 183V182H168ZM186 183H188L187 182V180H186ZM197 183H198V179H197ZM200 183V182H199ZM199 183L197 184L198 185V187H196L197 188V190H198V188H200V186H201V184H200V186H199ZM227 183V182H226ZM11 184V183H10ZM44 184V183H43ZM52 184V183H51ZM81 184H83V183H81ZM95 184H97V183H95ZM127 184V183H126ZM143 184V183H142ZM152 184H153V182H152ZM151 184V185H152ZM178 184V183H177ZM182 185H183V183H181ZM191 184V183H190ZM228 184V183H227ZM9 185V184H8ZM33 185V184H32ZM38 185V184H37ZM48 186L50 185V184H47ZM54 185V184H53ZM59 185V184H58ZM84 185V184H83ZM87 185V184H86ZM105 185H107V191L109 190L110 191V196H112L113 197V195H120V197H121V199H123V197L125 198V200H126V202H127V205H128V211H129V213H131V215H133L134 216V214L136 215L137 214V216H139L140 217V219L141 218H144L145 219V223H146V221H147V223L149 224V225H151L150 227H152V229L153 228H160V230H161V228H162V230L164 231L165 230V232L167 233L166 235H168L167 237H169L170 239H171V242H173V245L172 246H174L175 245V247L178 249L179 248V250H180V248L181 247H183L184 246V244H185V242H187V241H190L191 239H190V236H189V231H187V230H190V229H185L184 227H179L180 225H183L182 223L179 225V226H177L176 225V223H174V222H172V220L175 218H173V219H171L168 215H166V214H164L166 211L164 210V213H162L161 214V210H159V212L160 213H158L156 210H157V208L155 207V209L156 210H154V208L152 209V208H150V207H148L147 205H146V203H149V202H151V200L148 202V200H147V202H145L143 199H145V198H141L140 197V194H139V196H137L136 195V193H135V191L133 192V191H131V190H128V189H124V190H122V188L120 189L119 187H117L115 184H114V182L112 181V179H111V181H108ZM123 185V184H122ZM132 185V184H131ZM134 185V184H133ZM138 185V184H137ZM157 185V186H158ZM167 185V184H166ZM174 185H175V183H174ZM186 185V184H185ZM2 186H4V185H2ZM12 186V185H11ZM43 186V185H42ZM46 186V185H45ZM44 186V187H45ZM48 186H47V188H48ZM55 186V185H54ZM54 186H53V189H54ZM59 186H61V185H59ZM58 186V187H59ZM82 186V185H81ZM90 186H94V185H90ZM90 186H88L87 185V187H90ZM127 186V185H126ZM142 186L143 185H141V191H142V193L144 192L143 190H145V189H143L142 190ZM145 186V185H144ZM154 186V185H153ZM195 186V185H194ZM225 186V185H224ZM228 186H230V185H228ZM43 187V189L42 190H40V193L43 191V193H44V190H52V189H45ZM86 187V188H87ZM120 187H121V185H120ZM129 187H131L132 188V186H129ZM140 187V186H139ZM161 187H162V185H161ZM167 187V186H166ZM170 187V186H169ZM174 187H177V185L176 186H174ZM188 187H190L189 186V184H188ZM1 188V187H0ZM7 188H8V186H7ZM36 188V187H35ZM35 188H31V189H33V190H36ZM49 188H51L50 186H49ZM57 188V186L55 187V189ZM60 188V187H59ZM82 188V187H81ZM91 188V187H90ZM89 188V189H90ZM127 188V187H126ZM133 188H135V187H133ZM132 188V189H133ZM147 188V187H146ZM151 188H153V187H151ZM157 188V187H156ZM160 187H158V191L157 192H159L160 191V189H159ZM163 188V187H162ZM161 188V189H162ZM170 188H172V187H170ZM182 188H184V186H182ZM182 188H180V190L182 189ZM186 188V187H185ZM184 188V189H185ZM202 188V187H201ZM62 189V188H61ZM88 189V188H87ZM94 188L92 187V190H93ZM102 189H105V191H106V186L104 187V188H102ZM167 189V188H166ZM175 189V188H174ZM174 189H172V191H168V192H164V194L160 197V198H162V197H166V198H170L169 200L171 201V203L170 204H172V205H174L172 202H175L176 201V199H174V195H175V190ZM179 189V188H178ZM183 189V190H184ZM190 189H191V187H190ZM192 189H193V187H192ZM221 189V188H220ZM1 190V189H0ZM3 190V189H2ZM5 190H6V187H5ZM38 190V189H37ZM77 190V191H76ZM86 190V189H85ZM137 190V189H136ZM155 190V189H154ZM169 190V189H168ZM179 190V191H180ZM196 190V189H195ZM4 191V190H3ZM31 191V190H30ZM29 190H28V192L29 193H31V192H33V191H31L30 192ZM54 191H56V190H53V192ZM60 191V190H59ZM58 191V192H59ZM63 191V190H62ZM65 191V192H66ZM89 191H91V189L89 190ZM95 191V190H94ZM99 191H100V189H99ZM138 191V190H137ZM140 191V192H141ZM149 191V190H148ZM150 191H152V190H150ZM182 191V190H181ZM186 191H187V189H186ZM200 191V190H199ZM223 191H224V188H223ZM38 192H39V190H38ZM57 192V191H56ZM58 192H57V194H58ZM88 192V191H87ZM112 192V193H111ZM139 192V193H140ZM154 192V191H153ZM163 192V191H162ZM161 192V193H162ZM188 192V191H187ZM192 192V191H191ZM195 192H198V191H195ZM3 193V192H2ZM5 193V192H4ZM36 193V192H35ZM39 193V194H40ZM50 193V192H49ZM63 193V192H62ZM79 193V192H78ZM103 193H104V191H103ZM107 193L108 192H106V194L105 195H107ZM145 193V192H144ZM161 193H160V195H161ZM177 193V192H176ZM189 193V192H188ZM193 193V192H192ZM198 193H200V192H198ZM222 193H224V192H222ZM32 194V193H31ZM38 194V193H37ZM36 194V195H37ZM54 194V193H53ZM53 194L51 195V198L52 199H55L54 197H52L53 196ZM56 194V193H55ZM54 194V195H55ZM66 194V195H67ZM80 194H82V193H80ZM96 194V193H95ZM113 194V195H112ZM149 194V193H148ZM150 194H152V193H150ZM149 194V195H150ZM154 194V193H153ZM191 194V193H190ZM189 194V195H190ZM226 194V193H225ZM44 195V194H43ZM46 195V194H45ZM60 195V194H59ZM89 195V194H88ZM91 195V194H90ZM101 195H102V190H101ZM108 195V196H109ZM142 195V194H141ZM155 195H156V191H155ZM155 195L154 196H152L153 198L155 197ZM179 195V194H178ZM182 195V194H181ZM184 195V194H183ZM186 195H187V193H186ZM252 195V194H251ZM26 196V195H25ZM28 196V195H27ZM47 197H48V195H46ZM49 196H50V194H49ZM57 196V195H56ZM64 196H65V194H64ZM79 196H82V195H79ZM79 196H77V197H79ZM84 196V195H83ZM96 196V195H95ZM157 196V195H156ZM197 196V195H196ZM196 196H195V198H196ZM198 196H200V195H198ZM197 196V197H198ZM221 196V198H222V194L220 195ZM219 196V197H220ZM227 196V195H226ZM225 195L223 196V201L222 202H225V199H227V198H229V197H226ZM253 197H255L257 200H258V203H259V200H261L262 202H264V198L262 197V196H259V195H252ZM4 197H5V195H4ZM4 197H3V199H4ZM22 197H24V196H22ZM21 197V198H22ZM29 197H30V194H29ZM58 197V199H59V196H57ZM61 197V196H60ZM85 197V196H84ZM103 197H104V195H103ZM103 197H102V201H101V203H103L104 201H103ZM116 197V196H115ZM114 197V198H115ZM120 197H117V198H120ZM151 197V196H150ZM187 198H188V196H186ZM190 197H192L191 195H190ZM40 198H42V197H40ZM49 198V197H48ZM81 198V197H80ZM93 198H95V197H93ZM93 198H92V200H93ZM98 198V197H97ZM96 198V199H97ZM101 198V197H100ZM106 198H107V196H106ZM110 198V197H109ZM113 198V199H114ZM148 198V197H147ZM152 198V199H153ZM165 198V199H166ZM176 198H179L177 195H176ZM183 199H184V197H182ZM199 198V197H198ZM36 199V198H35ZM57 199V200H58ZM62 199V198H61ZM70 199V200H71ZM79 199V198H78ZM95 199V200H96ZM150 199V198H149ZM163 199V198H162ZM173 199L175 200V201H173ZM182 199V200H183ZM190 199V198H189ZM188 199V200H189ZM200 199V198H199ZM220 199V198H219ZM24 201H25V199H23ZM27 200V199H26ZM46 199H44V201H45ZM50 200V199H49ZM62 200H65V199H62ZM68 200V199H67ZM66 200V201H67ZM94 200V201H95ZM115 200H116V198H115ZM124 200V199H123ZM156 199H154V200H152V201H155ZM179 200H180V198H179ZM185 200V199H184ZM187 200V199H186ZM229 200H230V198H229ZM4 201V200H3ZM8 201V200H7ZM27 201H30V200H27ZM32 201V200H31ZM36 201V203L35 204H37V200H35ZM47 201V200H46ZM45 201V202H46ZM80 201V202H81ZM93 201V202H94ZM99 201V200H98ZM106 201V200H105ZM109 201V200H108ZM117 201V200H116ZM118 201H120V200H118ZM159 201H161V200H159ZM169 201V202H170ZM178 201V200H177ZM176 201V202H177ZM181 201V200H180ZM196 201H198L197 199H196ZM206 201V200H205ZM221 201V200H220ZM255 201V200H254ZM10 202V201H9ZM8 202V203H9ZM34 202V201H33ZM45 202H43L44 204H45ZM52 202H54L53 200H52ZM68 202H69V200H68ZM71 202V203H72ZM92 202V201H91ZM125 202V201H124ZM164 202V201H163ZM168 202V201H167ZM168 202V203H169ZM175 202V203H176ZM179 202V201H178ZM227 202V201H226ZM226 202H225V204H226ZM0 203H1V200H0ZM4 203V202H3ZM24 203V202H23ZM27 203H29V202H27ZM38 203L40 204V202L38 201ZM42 203V204H43ZM62 203V202H61ZM64 203V202H63ZM101 203H99L98 205H100ZM116 203V202H115ZM153 202H151V204H152ZM155 203V202H154ZM153 203V204H154ZM162 203V202H161ZM214 203V202H213ZM212 203V204H213ZM25 204V203H24ZM54 204H57V202L56 203H54ZM59 204H60V202H59ZM95 204H97L96 202H95ZM103 204H106V203H103ZM109 204V203H108ZM108 204H107V206H108ZM111 204H112V202H111ZM117 204V203H116ZM124 204V203H123ZM164 205H165V202L163 203ZM162 204V206H164ZM167 204V203H166ZM216 204V203H215ZM264 204V203H263ZM1 205V204H0ZM8 205V204H7ZM9 205H10V203H9ZM20 205V204H19ZM21 205H23V204H21ZM27 205V204H26ZM50 205H51V203H50ZM53 205V204H52ZM62 205V204H61ZM70 205H72V204H70ZM120 205H121V208L124 206H122V204H121V202H120ZM127 205H125V206H127ZM169 205V204H168ZM176 205H178V204H176ZM196 205V204H195ZM3 206V205H2ZM28 206H29V204H28ZM31 206H33V205H31ZM37 206V205H36ZM43 206V205H42ZM48 206V202H47V205H46V207ZM65 206V205H64ZM114 207H115V205H113ZM113 206H111V207H113ZM154 206V205H153ZM167 206V205H166ZM213 206H214V204H213ZM213 206L211 205H209V204H207V202H204L203 200H201L200 199V201L198 202V207H196L197 209H198V215L201 217V218H207V219H212L213 218V216L216 214H214L213 212H214V210L212 211V209H213ZM8 207V206H7ZM18 207V206H17ZM27 207V206H26ZM26 207H24L23 206V208L25 209ZM57 207V206H56ZM68 207V206H67ZM70 207V206H69ZM93 207H94V205H93ZM118 207H120V206H118ZM117 206H116V208L115 209H118V210H120L121 211V209L120 208H118ZM157 207H159V206H157ZM165 207V206H164ZM211 207H212V209H211ZM215 207V206H214ZM1 208V207H0ZM6 208V207H5ZM16 207L14 206V209H15ZM21 206H20V208H18L19 210H21ZM22 208V210H24ZM30 208V207H29ZM32 208V207H31ZM34 208H35V205H34ZM39 208V207H38ZM50 208V207H49ZM48 208V209H49ZM63 208V207H62ZM71 208H73L72 206H71ZM92 208V207H91ZM91 208H89V209H91ZM97 208H99V207H97ZM107 209H108V212H109V209L110 208H108V207H106ZM126 208V207H125ZM126 208V209H127ZM174 208V207H173ZM262 208H263V205H262ZM261 208V209H262ZM9 209V208H8ZM17 209V208H16ZM33 209V208H32ZM37 208H35L34 210H36ZM40 209H41V207H40ZM42 209H44L43 207H42ZM96 209V208H95ZM112 209H114V208H112ZM159 209V208H158ZM162 209H164V208H162ZM172 209V208H171ZM1 211H2V209H0ZM7 210V209H6ZM10 210H11V208H10ZM39 210V209H38ZM47 210V209H46ZM53 210H55V208L53 209ZM60 210V209H59ZM97 210V209H96ZM96 210H95V212H96ZM99 210V209H98ZM106 210V209H105ZM117 210V212H120V211H118ZM167 210V209H166ZM217 210V209H216ZM12 211V210H11ZM14 211V210H13ZM25 211V210H24ZM37 211V210H36ZM49 211V210H48ZM64 211V210H63ZM66 211V210H65ZM71 212H72V210H70ZM84 211V210H83ZM88 211V210H87ZM115 211V210H114ZM124 211V210H123ZM169 211V210H168ZM167 211V212H168ZM175 211H176V208H175ZM8 212V211H7ZM17 212V211H16ZM27 212H30L29 211V209H28V211ZM38 212V211H37ZM41 211L39 210V213H40ZM51 212V211H50ZM53 212V211H52ZM58 212V211H57ZM67 212V211H66ZM69 212V211H68ZM70 212V214H72ZM88 212H90V210L88 211ZM98 212H100V211H98ZM97 212V213H98ZM112 212H113V210H112ZM116 212V211H115ZM114 212V213H115ZM116 212V213H117ZM163 212V211H162ZM177 212V211H176ZM176 212H174V213H176ZM185 212V211H184ZM184 212L183 213H181V214H184ZM195 212H197V211H195ZM2 213V212H1ZM22 213H23V211H22ZM31 213H33V211L31 212ZM43 213H45V212H43ZM49 213V212H48ZM84 213V212H83ZM101 213H102V211H101ZM100 213V214H101ZM113 213V214H114ZM121 213H124L125 214V212H122L121 211ZM127 213V212H126ZM179 213H180V211H179ZM186 213H189L188 211H186ZM191 213H194V212H191ZM220 213V212H219ZM6 214V213H5ZM10 214V213H9ZM8 213H7V216L9 215ZM17 214V213H16ZM27 213H25V215H26ZM37 214V213H36ZM52 213H50V215H51ZM55 215H56V213H54ZM57 214H59V213H57ZM62 214V213H61ZM67 214V213H66ZM66 214H65V216H66ZM74 214V213H73ZM104 214L106 215V214H108V213H106V212H104ZM111 214V213H110ZM109 214V215H110ZM113 214H112V218H113ZM124 214H120V213H118V215H124ZM167 214H169V212L167 213ZM180 214V215H181ZM214 214V215H213ZM13 215H14V213H13ZM17 215H20V214H17ZM38 216H40V214H37ZM49 215V216H50ZM54 215V216H55ZM62 215H64V214H62ZM96 215V214H95ZM102 215V214H101ZM117 215V214H116ZM130 215V216H131ZM170 215H171V213H170ZM172 215H174V214H172ZM195 215H197L196 213H195ZM217 215V214H216ZM215 215V216H216ZM1 216H2V214H1ZM0 216V217H1ZM5 216V215H4ZM6 216V218H8ZM15 216V215H14ZM32 216H33V214H32ZM34 216H36V215H34ZM46 216H48V215H46ZM52 216V215H51ZM58 216V215H57ZM84 216V215H83ZM130 216H128V217H130ZM132 216V217H133ZM178 216V215H177ZM176 216V218H178ZM182 216V215H181ZM180 216V217H181ZM189 216V215H188ZM188 216H187V219H188ZM192 216H194V214L192 215L191 214V217ZM214 216V217H215ZM11 217V216H10ZM16 217V216H15ZM24 217V216H23ZM26 217H27V215H26ZM29 217V216H28ZM27 217V218H28ZM31 217V216H30ZM97 217H98V215H97ZM96 217V218H97ZM101 216H99V218H100ZM103 217V216H102ZM107 217H109L108 215H107ZM114 217H116V216H114ZM122 216H118V218H121ZM124 217V216H123ZM122 217V218H123ZM132 217H130V218H132ZM182 217H186V216H182ZM195 217H197V216H195ZM3 218V217H2ZM17 218V217H16ZM15 218V219H16ZM33 218V217H32ZM40 218H42V220H43V217H41L40 216ZM39 218V219H40ZM46 218V217H45ZM51 218V217H50ZM53 218V217H52ZM56 218V217H55ZM63 218V217H62ZM105 218V217H104ZM121 218V219H122ZM137 218V217H136ZM190 218V217H189ZM198 218V219H197ZM196 219V221H199V217H197ZM9 220H10V218H8ZM35 219H36V217H35ZM60 219H61V217H60ZM70 219H72V218H70ZM106 219V218H105ZM115 219H117V218H115ZM125 218H123L122 220H124ZM127 219V218H126ZM134 219H135V217H134ZM133 219V220H134ZM140 219H139V221H140ZM214 219H216V218H214ZM1 220V219H0ZM6 219H4V221H5ZM12 220V219H11ZM30 220V219H29ZM49 220H51V219H49ZM63 220V219H62ZM109 220V219H108ZM111 220H113V219H111L110 218V221ZM118 220V219H117ZM129 220V219H128ZM130 220H132V219H130ZM133 220L131 221V222H133ZM138 220V219H137ZM176 221H177V219H175ZM186 220V219H185ZM184 220V221H185ZM2 221V220H1ZM4 221H2V222H4ZM34 221V220H33ZM37 221V220H36ZM46 221V220H45ZM53 221H54V218H53ZM52 221V222H53ZM56 221V220H55ZM98 221H100V219L98 220ZM115 221V220H114ZM125 221H127V220H125ZM138 221V222H139ZM187 221V220H186ZM189 221H191V220H189ZM200 221H201V219H200ZM200 221H199V224H200ZM214 221V220H213ZM8 222V221H7ZM10 222V221H9ZM27 222V221H26ZM32 222V221H31ZM40 222H41V220H40ZM48 222V221H47ZM57 222V221H56ZM59 222V221H58ZM116 222V221H115ZM117 222H120L121 223V221H117ZM128 222H130V221H128ZM137 221L135 220V223H136ZM143 222H144V220H143ZM208 222V221H207ZM5 223H6V221H5ZM4 223V224H5ZM30 223V222H29ZM37 223V222H36ZM35 222L33 223V224H36ZM42 223V222H41ZM45 223V222H44ZM44 223H42V224H44ZM74 223V224H73ZM76 223V224H77ZM81 223V224H82ZM97 223V222H96ZM101 223H102V221H101ZM179 223H180V221H179ZM190 223V222H189ZM195 223H198V222H195ZM194 223V224H195ZM203 223V222H202ZM239 223V222H238ZM3 224V223H2ZM1 224V225H2ZM8 224V223H7ZM10 224V223H9ZM28 224V223H27ZM40 224V223H39ZM39 224L37 225V226H39ZM46 224V223H45ZM50 224V222L47 224V225H49ZM59 224V223H58ZM84 224V223H83ZM99 224V223H98ZM106 224H108V223H105V227H106ZM112 224V223H111ZM113 224H114V222H113ZM112 224V225H113ZM116 224V223H115ZM118 224V223H117ZM117 224L115 225V226H117ZM123 224V223H122ZM124 224H125V222H124ZM129 224H131V223H129ZM133 224H134V222H133ZM193 224V225H194ZM204 224V223H203ZM202 224V225H203ZM46 225V226H47ZM54 225H55V222H54ZM54 225H52V226H54ZM79 225H80V223H79ZM103 225V224H102ZM101 225V226H102ZM110 225V224H109ZM137 225H139V224H137ZM136 225V226H137ZM144 225V224H143ZM142 225V228L144 227ZM146 225V224H145ZM189 225V224H188ZM196 225V224H195ZM205 225H206V222H205ZM204 225V226H205ZM207 225H208V223H207ZM206 225V226H207ZM210 225V224H209ZM15 226V225H14ZM13 226V227H14ZM33 226H36V225H33ZM51 226V227H52ZM56 226V225H55ZM81 226V225H80ZM79 226V227H80ZM85 226V225H84ZM114 226V225H113ZM115 226H114V228H115ZM118 226H120V225H118ZM122 226V225H121ZM127 226V225H126ZM125 226V227H126ZM131 226V225H130ZM135 226V225H134ZM147 227H148V225H146ZM190 226V225H189ZM191 226H192V224H191ZM199 226V225H198ZM201 226V225H200ZM6 227V226H5ZM12 227V228H13ZM27 227H29V226H27ZM26 227V228H27ZM50 227V226H49ZM104 227V226H103ZM107 227H110V226H107ZM128 227V226H127ZM126 227V228H127ZM133 227V226H132ZM146 227V228H147ZM193 227V226H192ZM196 227V226H195ZM202 227V226H201ZM16 228V227H15ZM39 228V227H38ZM40 228H42L41 226H40ZM54 228V227H53ZM81 228V227H80ZM84 228V227H83ZM135 228H137V227H135ZM134 227H133V232L135 231L134 229H135ZM139 228V227H138ZM137 228V229H138ZM141 228V229H142ZM149 228V227H148ZM147 228V229H148ZM187 228H190V227H187ZM205 228H207V227H205ZM37 229V228H36ZM44 229H46V228H44ZM48 229V228H47ZM78 229V228H77ZM90 229H89V231H90ZM103 228L101 227V230H102ZM107 229V228H106ZM118 229V228H117ZM117 229H114V231H116ZM140 229V228H139ZM140 229V230H141ZM144 229V228H143ZM195 229V228H194ZM194 229H192L193 231H194ZM196 229H201V228H198V227H196ZM209 229V228H208ZM212 229V228H211ZM2 230V229H1ZM17 230H19V229H17ZM21 230V229H20ZM39 230H41V229H39ZM38 230V231H39ZM53 230V229H52ZM76 230V229H75ZM83 230V229H82ZM82 230H80L79 231V233H80V235H82L83 233H81V231ZM84 230H85V228H84ZM88 230V229H87ZM100 230V229H99ZM105 230V229H104ZM103 230V231H104ZM111 230V229H110ZM113 230V229H112ZM128 230V229H127ZM126 230V231H127ZM154 230V229H153ZM202 230H203V228H202ZM28 231V230H27ZM37 231V232H38ZM77 231V230H76ZM103 231H102V233L98 236V232H94V233H97V236L99 237V244L98 245H100V247L101 248H99V250L100 249H102L103 248V250H106V248L107 247H113V248H115V249H117V250H119L123 255H125V257H123V259L124 258H127L126 260H129L130 262H128V261H126V262H128V263H132V264H145L146 262H148L147 261V257H145L146 255H143V254H139V253H141V251L138 253L137 251L138 250H136L137 248H136V246H134L133 245V243L131 244V242L129 243V242H127V241H118L116 238H109L110 236H106L105 234H103ZM107 232H106V234L108 233V231H109V229L108 230H106ZM144 231H145V229H144ZM148 231H149V229H148ZM11 232V231H10ZM17 232V231H16ZM40 232H43V230L42 231H40ZM40 232H38V233H40ZM45 232V231H44ZM72 232V231H71ZM75 232V231H74ZM85 232V231H84ZM91 232V233H92ZM101 232V231H100ZM110 233H112L111 231H109ZM127 232H129V231H127ZM137 232H138V230H137ZM136 232V233H137ZM151 232V231H150ZM196 232V231H195ZM199 232V231H198ZM210 232V231H209ZM36 233V232H35ZM45 233H47V231L45 232ZM52 233V234H51ZM91 233H86V234H91ZM122 233H123V231H122ZM135 232L132 234V235H134V234H136ZM140 233H142V231H140ZM147 233V232H146ZM152 233L153 232H151V234H149V236L150 235H152ZM70 234V233H69ZM68 234V235H69ZM76 234V233H75ZM78 234V233H77ZM76 234V235H77ZM109 234V233H108ZM128 233H125V235H127ZM138 234V233H137ZM160 234V233H159ZM206 234V233H205ZM220 234V233H219ZM1 235V234H0ZM12 235V234H11ZM23 235V234H22ZM45 235V234H44ZM44 235H43V237H44ZM47 235V234H46ZM46 235H45V237H46ZM75 235V236H76ZM80 235H78V236H80ZM92 235V234H91ZM131 235V236H132ZM141 235V234H140ZM139 235V236H140ZM147 235V234H146ZM145 234H144V238H146V237H149V236H146ZM164 235H165V233H164ZM165 235V236H166ZM215 235V234H214ZM218 235V234H217ZM5 236V235H4ZM38 236V235H37ZM40 236V235H39ZM70 236H71V234L68 236L69 238H70ZM73 236V235H72ZM82 236H84V235H82ZM124 236V235H123ZM139 236H138V238H139ZM146 236V237H145ZM152 236H154L153 238H156L155 236L156 235H152ZM16 237V236H15ZM81 237V236H80ZM129 237V236H128ZM135 237V236H134ZM137 237V236H136ZM161 238H162V236H160ZM1 238V237H0ZM3 238V237H2ZM26 238V237H25ZM29 238V237H28ZM38 238V237H37ZM53 238V237H52ZM83 238V237H82ZM97 238V237H96ZM118 238H120V237H118ZM132 238H133V236H132ZM160 238V239H161ZM163 238H166V237H163ZM36 239V238H35ZM43 239V238H42ZM45 239H47V238H45ZM71 239H72V237H71ZM73 239L75 240V238L73 237ZM78 239V238H77ZM134 239V238H133ZM137 238H135V240H136ZM141 239V238H140ZM139 239V240H140ZM142 239H143V236H142ZM150 239H152V238H150ZM216 239V238H215ZM39 240V239H38ZM51 240V239H50ZM57 240V239H56ZM55 240V241H56ZM79 240H80V238H79ZM78 240V241H79ZM98 240V239H97ZM96 240V241H97ZM128 240H130V239H128ZM134 240V241H135ZM145 240H147V239H145ZM148 240H149V238H148ZM154 240H156V239H154ZM163 240V239H162ZM161 240V241H162ZM165 240H167V238L165 239ZM165 240H163V241H165ZM33 241V240H32ZM41 241V240H40ZM43 241V240H42ZM70 241V240H69ZM76 241V240H75ZM78 241H77V243H78ZM160 241V242H161ZM162 241V242H163ZM193 241V240H192ZM224 241V240H223ZM49 242V241H48ZM51 242H52V240H51ZM136 242V241H135ZM146 241H144V243H145ZM148 242V241H147ZM151 242H153V241H151ZM161 242V243H162ZM168 242H169V239H168V241H167V244H168ZM220 242V241H219ZM227 242V241H226ZM8 243V242H7ZM66 243H68V242H66ZM71 243H73V242H71ZM79 243H82L81 242V240H80V242ZM96 243V242H95ZM139 243V246H140V242H138ZM143 243V241H141V244H144ZM158 243H159V241H158ZM166 243V242H165ZM190 243L192 244L193 242H191L190 241ZM231 243V242H230ZM243 243V242H242ZM247 243V242H246ZM254 243H256V242H254ZM1 244V243H0ZM3 244V243H2ZM45 244H49V243H46V241H45ZM51 244V243H50ZM55 244V243H54ZM54 244H52V246H54ZM69 245H70V243H68ZM74 244H76L75 242H74ZM74 244H72V246H74ZM146 244V243H145ZM144 244V245H145ZM148 244H150V242L148 243ZM154 244V243H153ZM258 244V243H257ZM8 245V244H7ZM6 244H5V248H6V246H7ZM36 245V244H35ZM58 245V244H57ZM59 245H61V244H59ZM64 245H65V241H64ZM69 245H65L66 247H71V246H69ZM79 245H81V247H82V244H78V246ZM85 245V244H84ZM155 245V244H154ZM160 245V244H159ZM165 246H166V244H164ZM169 245H171V243L169 244ZM169 245L167 246V247H169ZM193 245V244H192ZM56 246V245H55ZM62 247H63V245H61ZM97 246V245H96ZM146 246H147V244H146ZM150 246L151 247H153V245H151L150 244ZM156 246V245H155ZM154 246V247H155ZM158 246V245H157ZM163 246V245H162ZM185 246H187V245H185ZM219 246V245H218ZM61 247V248H62ZM141 247V246H140ZM159 247V246H158ZM157 247V248H158ZM191 247V246H190ZM205 247V246H204ZM224 247V246H223ZM4 248V249H5ZM51 248V247H50ZM56 248H57V246H56ZM64 248V247H63ZM62 248V249H63ZM73 248H76V245H75V247H73ZM78 248V247H77ZM76 248V249H77ZM87 248V247H86ZM139 248V247H138ZM156 248V247H155ZM160 248H161V246H160ZM169 248H171V247H169ZM174 248V247H173ZM188 248V247H187ZM187 248L185 247V249L187 250ZM218 248V247H217ZM216 247L214 248V249H217ZM55 249V248H54ZM59 249V247L57 248V250ZM67 249V248H66ZM66 249H64V250H66ZM79 249H80V247H79ZM78 249V250H79ZM110 249V248H109ZM115 249H112L113 251H115ZM140 249V248H139ZM141 249H143V248H141ZM145 249V248H144ZM143 249V250H144ZM149 249V248H148ZM151 249V248H150ZM154 249V248H153ZM212 249V248H211ZM219 249V248H218ZM229 249V248H228ZM1 250L3 251V249L1 248ZM0 250V251H1ZM6 250H8V249H6ZM11 250V249H10ZM53 250V249H52ZM61 250V249H60ZM107 250H108V248H107ZM106 250V251H107ZM147 250V249H146ZM156 250V249H155ZM158 250V249H157ZM160 250V249H159ZM241 250V249H240ZM2 251L0 252V253H2ZM56 251V250H55ZM55 251H53L54 253H55ZM66 251H68V250H66ZM93 251V250H92ZM97 251V250H96ZM110 251V250H109ZM181 251H182V248H181ZM211 251V250H210ZM216 251V250H215ZM242 251V250H241ZM6 251H4V253H5ZM61 252H62V250H61ZM63 252H65V251H63ZM85 252V251H84ZM112 252V251H111ZM115 252H117V251H115ZM120 252H118V253H120ZM149 252V251H148ZM150 252H153L152 250L150 251ZM155 252V251H154ZM156 252H158V251H156ZM217 252V251H216ZM8 253V252H7ZM10 253V252H9ZM49 253V252H48ZM58 253H59V251H58ZM113 253V252H112ZM143 253V252H142ZM145 253V252H144ZM179 253V252H178ZM61 254V253H60ZM63 255H64V253H62ZM95 254V253H94ZM150 254V253H149ZM161 254V253H160ZM160 254H158L157 253V255H160ZM223 254V253H222ZM7 255V254H6ZM8 255H10V254H8ZM43 255V254H42ZM41 255V256H42ZM57 255V254H56ZM66 255V254H65ZM65 255H64V257H65ZM114 255V254H113ZM118 255H120V254H118ZM122 255V256H123ZM150 255H152V254H150ZM214 255V254H213ZM1 256V255H0ZM13 256V255H12ZM11 256V257H12ZM15 256V255H14ZM40 256V255H39ZM38 256V257H39ZM58 256H59V254H58ZM83 256V255H82ZM100 256V255H99ZM103 256V255H102ZM115 256V255H114ZM121 256V257H122ZM149 256V255H148ZM217 256V255H216ZM4 257H5V255H3V258H2V256H1V258L2 259H4ZM8 257H10V256H8ZM7 257V258H8ZM24 257V256H23ZM34 257V256H33ZM54 257V256H53ZM62 257V256H61ZM60 257V258H61ZM98 257V256H97ZM101 257V256H100ZM105 257H107V256H105ZM117 257H120V256H117ZM117 257H115V258H117ZM120 257V258H121ZM155 257V256H154ZM153 257V258H154ZM160 257V256H159ZM158 257V258H159ZM0 258V259H1ZM6 258V260H4L5 261V264H15V263H13V262H11L10 260H8ZM22 258V257H21ZM45 258V257H44ZM55 258V257H54ZM54 258H52L51 257V259L53 260ZM59 258V257H58ZM120 258H118V259H120ZM151 258V257H150ZM155 258H157V257H155ZM157 258V259H158ZM163 258V257H162ZM12 259V258H11ZM56 259V258H55ZM54 259V260H55ZM94 259H96V258H94ZM98 259V258H97ZM107 259V258H106ZM109 259H111V258H109ZM123 259H121L122 260V263H121V260H120V262H118V263H121V264H123L124 263V261H123ZM161 259V258H160ZM40 260V259H39ZM52 260H51V262H52ZM53 260V261H54ZM64 260V259H63ZM92 260V259H91ZM101 260V259H100ZM99 260V261H100ZM112 260V259H111ZM150 260V259H149ZM3 261V262H4ZM13 261V260H12ZM28 261V260H27ZM81 261V260H80ZM95 261V260H94ZM160 261V260H159ZM29 262V261H28ZM43 262V261H42ZM57 262V261H56ZM58 262H59V260H58ZM63 262V261H62ZM61 262V263H62ZM83 262V261H82ZM85 262V261H84ZM93 262V261H92ZM102 262H104V261H102ZM106 262H108V261H106ZM111 262V261H110ZM221 262V261H220ZM23 263V262H22ZM21 263V264H22ZM44 263V262H43ZM42 263V264H43ZM50 263V262H49ZM54 263V262H53ZM60 263V264H61ZM117 263V262H116ZM2 264V263H1ZM24 264V263H23ZM28 264H30V263H28ZM40 264V263H39ZM45 264V263H44ZM56 264V263H55ZM63 264V263H62ZM93 264V263H92ZM95 264V263H94ZM97 264H101V261L99 262V263H97ZM105 264V263H104ZM108 264V263H107ZM110 264V263H109ZM114 264V263H113ZM125 264V263H124ZM127 264V263H126ZM150 264H152V263H150Z\"/></svg>",
  "mask_w": 264,
  "mask_h": 264
}]
</instances>
